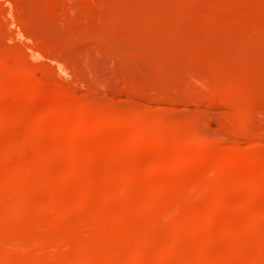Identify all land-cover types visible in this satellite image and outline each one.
<instances>
[{"label": "rangeland", "instance_id": "rangeland-1", "mask_svg": "<svg viewBox=\"0 0 264 264\" xmlns=\"http://www.w3.org/2000/svg\"><path fill=\"white\" fill-rule=\"evenodd\" d=\"M3 1V2H2ZM7 0H0V15H2V17L0 16V87L3 91L2 94H0V113L3 112V114H6L7 118H8V115L10 118L8 119H12L15 118V119H18V114L22 115L21 117V121L20 122V119L19 120H13V123L9 120V124L7 123H4L2 125V122H0V179L1 180H4L3 178L8 176V178L10 179V184H9V191L5 192L6 190H2V188L0 190H2L1 192V199H0V208H5V209H8V208H13L11 207L14 204H18L20 203L22 199H25L26 200V203H30L28 205L29 206H32L33 205H37V209L35 210L34 207L32 208V210L36 213H33L34 216L36 217H39L40 218L44 217L46 221L49 220V222L47 223H51V224H54V226L57 227L58 225V228L56 229V227H52L51 225V229H53V231L50 230V227H48L47 229L48 230H44L43 228L46 227L45 224H41L42 222L44 223V221H41L40 223V218H36L37 221L38 219H40L38 221L37 224H35L36 221H30L31 219H28V218H32L31 217V214H30V217L28 216L30 212H33V211H28V212H20L19 213H15V212H11L9 211L8 209V212H9V216L6 218L5 221H3V219H5V217L3 216L2 217V220L3 221V224L0 223V226L1 225H4L5 227L2 226V229H5L4 231H6L8 233L9 231V234L8 236L5 235L2 231V229H0V261H4V257L5 255L3 256V252H4V249H5V254H7V258H5V262L8 264H54L55 262L53 260L54 257L52 256H59L60 258V261L62 262V258H64L65 256H69V261L71 263L73 262H76L77 260H79L80 258H78V256L81 257V255H75L74 254V251L71 250L74 249V245L77 244V242H81L82 240H86V242H82L80 244H78V248H76V245H75V249H79V247H81L78 251L79 253H81L80 251L81 250H84L86 249V251L84 253H88V247L90 248L89 251H93L91 250V246L93 247V239H97V235H93L91 237V235L93 234V231H97V225L96 224H102L101 227H103V225L107 224L106 227L104 226L105 230L103 233L107 234L106 237L109 239V243H104L102 242L103 244H106V247H107V244H109V248L105 249L104 251L102 249H99V252L102 253V255H104L107 251L110 253L111 251H114L116 252V250L118 252L116 253H119L120 254V251L122 249V252H123V255L122 256H125V254L127 255H130V248H131V251L133 249V247H139L138 244H137V241H135L132 237L130 238L129 237V241L126 239V241H128V243H126V241H122V239L124 238H118V237H122L121 235L118 236L116 231L118 229H126V231H124L122 233V235H125V232H127V236L126 238H128V236H133L131 234L137 232H140L142 230L143 227H147V230L150 232V234L147 232V233H144L146 232V230H143L144 232V238L143 240H146L147 243H149V245L153 246V247H150V248H144V251L143 249L140 247V250L139 249H136L135 252H133L135 255H137L138 253L140 254L139 256L140 257H144L141 256V253L144 252L145 254V258H141L143 263L144 261L146 260L147 258V261H153L155 263L153 264H157L158 261L162 262L163 264H178L180 263V261L177 259L181 258L184 256V259L185 261L188 260V257L187 256V253L185 250H191L193 252L194 255H196V257H194L195 260H199V256H201V248H203V252L206 253L207 255V249L209 250L208 254L209 253H215L216 255L217 254H226V253H231V251L233 253L236 252L235 249H237L238 245L242 244L241 245V248L243 249L242 251L239 249L240 253L242 254L240 257L237 258V261L238 260H241L239 261V263L242 262V264H246V261L247 258L249 257H245V255L243 254L244 252V249L247 250L246 252H248L247 255H249L250 257L254 254H259L258 251H262V250H259L258 249V246H261V248L264 247V216L262 217V214L264 212V155L262 153H264V139H263V142H259V143H256V144H251L248 139H246L245 137L246 136V133L244 131H242L241 133V130L237 131L236 129V126H241V124L245 123V126L249 124V126H247V128L249 127V129H247L246 131L248 132L251 131L252 133L254 134H257V135H261V136H264L263 132H264V127L262 128V126H264V119L262 116L264 114V101H262L263 99H261V97L264 98L263 94L262 96L260 97L259 95H261V93L258 94V90L261 92V88H257L258 90L255 91L251 89V78L254 77V82L259 83L261 82L260 85L263 84V88H264V0H198V4L197 2H195L194 0H187V1H184V3L182 2L183 0H176V1H172V0H85V5L84 6H78L80 3H84V0H78L74 1V0H70L72 2H70V4L68 5V1L69 0H12V3H8L9 0L6 2ZM26 1L29 3L27 4ZM46 1V2H45ZM67 2V3H64ZM75 3H74V2ZM95 1V2H94ZM100 1V2H99ZM121 1V2H120ZM134 1H137L134 3ZM219 1V2H218ZM240 1V2H239ZM243 1V2H241ZM11 2V1H10ZM24 2H25V5H24ZM35 2V3H34ZM59 2V3H58ZM78 2V4H77ZM93 2V3H92ZM125 2V4H124ZM133 2V3H132ZM174 2V3H173ZM182 2V3H181ZM225 2V3H224ZM236 3V6H235V3ZM254 2V3H253ZM48 3V4H47ZM52 3V4H51ZM62 5H61V4ZM73 3L76 5H73ZM90 3V4H89ZM92 3V4H91ZM103 3H106V4H103ZM118 3V4H116ZM123 3V4H122ZM210 3V4H209ZM212 3V4H211ZM229 3V4H228ZM238 3V4H237ZM240 3V4H239ZM5 4V5H3ZM63 4L65 5H68L69 7H71L70 5H73L70 10H75L73 12H71L70 10H68L69 7L65 6V8L67 9H64ZM103 4V5H102ZM122 4L121 8L119 7L120 5ZM179 6H178V5ZM202 4V5H201ZM218 5V7L220 6V10L218 9V7H214L213 9V5ZM227 4V5H226ZM253 4H255L253 6ZM259 4V5H258ZM16 5V6H14ZM23 5V6H22ZM27 5H29L27 7ZM33 5V6H32ZM88 7V11L87 10V7ZM95 11V9H98L96 11V14L95 12L89 7V6ZM93 5H95V9L93 8ZM117 5H119L117 7ZM141 5V6H140ZM173 5V6H172ZM198 5V6H197ZM212 5V6H211ZM225 5V6H224ZM241 5V6H240ZM2 6V7H1ZM27 8H26V7ZM98 6V7H97ZM113 6V7H112ZM162 6V7H161ZM164 6V7H163ZM184 6V7H182ZM189 6V7H188ZM191 6V7H190ZM195 6V7H194ZM199 6L201 8H199ZM243 6V7H242ZM263 6V7H262ZM9 7L11 9H9ZM16 7V8H15ZM79 7H82L79 8ZM84 7V8H83ZM112 7V8H111ZM114 7L117 9V10H114ZM133 7V9H132ZM142 7V8H140ZM161 7V8H160ZM182 7V8H181ZM225 7V8H224ZM237 7V8H236ZM245 7V8H244ZM256 7V8H254ZM5 8V9H4ZM22 8V9H21ZM26 10H25V9ZM48 8V10H47ZM120 8V9H119ZM127 8V9H126ZM131 8V9H130ZM136 12H132V11H135ZM165 8V9H164ZM186 8H189V9H186ZM197 8V9H196ZM205 8V12L204 10L202 11V9ZM212 8V10H211ZM216 8V9H215ZM222 8V9H221ZM227 8V10H225ZM241 8V9H240ZM258 8V10H256ZM16 9V10H15ZM19 9V10H17ZM52 9V10H51ZM55 9V10H54ZM125 9V10H124ZM184 9V10H183ZM201 9V10H200ZM233 9V10H232ZM3 12H2V11ZM6 10V12H5ZM9 11V13H11L12 15L15 14V16H12L11 14H7V12ZM21 10V11H20ZM32 10V11H31ZM50 10V11H49ZM132 10V11H131ZM145 10V11H144ZM183 10V11H182ZM199 10V11H198ZM208 10H211L210 13H208L209 11ZM215 10V13L214 11ZM216 10H219V12H217L216 14ZM230 10V11H229ZM22 11H25V12H22ZM56 11V12H55ZM70 11V12H69ZM121 11V12H120ZM128 11V12H127ZM228 11V12H227ZM2 12V14H1ZM30 12V13H29ZM47 12V13H46ZM58 13V17L57 15L56 16H52L53 14L52 13ZM75 12H77L75 14ZM98 12V13H97ZM120 12V13H119ZM127 12V13H126ZM130 12V13H129ZM146 14H145V13ZM201 12V14H200ZM6 13V16H4ZM28 13V14H27ZM72 13V14H70ZM122 13V14H121ZM129 13V14H128ZM144 13V14H143ZM189 13V14H188ZM203 13V14H202ZM214 13V15H213ZM232 13V14H231ZM19 14V16H18ZM27 14V15H26ZM52 14V15H51ZM66 14V15H65ZM79 14V18L78 15ZM93 14V15H92ZM127 14V15H126ZM130 14L134 15V16H130ZM137 14V16H136ZM140 16H139V15ZM207 14H209L208 17L209 20H208V17H207ZM211 14V15H210ZM219 14V15H218ZM235 16H234V15ZM8 15V17H7ZM65 17H63V16ZM74 15V16H73ZM198 15V16H197ZM202 15V16H201ZM223 15H225L226 17L227 16H230V17H227L228 19L230 20H234L233 22L230 20L228 21V19L226 20V17L224 16V18L222 17ZM233 15V16H232ZM256 15V16H255ZM6 18H4V17ZM40 16V17H39ZM43 16V19L42 17ZM52 16V18H51ZM67 16V17H66ZM81 16V17H80ZM83 16V17H82ZM95 16V17H94ZM102 16V19H99L101 18ZM145 16V17H144ZM204 16V17H203ZM212 16V18H211ZM214 16V17H213ZM221 16V17H220ZM240 16V17H239ZM21 17V18H20ZM61 17H63L62 19L64 20V24L66 22V27L65 25L61 24V21H63L62 19H60ZM78 19H76V18ZM142 17V18H141ZM147 17V18H146ZM181 17V18H180ZM200 17V18H199ZM238 17V19H237ZM7 18L10 19H14L16 22L18 21L19 23L17 24L16 23V26L15 25H10L8 23V26H7ZM47 18H50V20H46ZM56 18H58L56 20ZM69 18V20H68ZM73 18V20L71 19ZM83 18H86V19H83ZM140 18V19H138ZM145 18V20H143ZM177 18V19H176ZM179 18V19H178ZM208 20H204L206 19ZM262 18V19H261ZM5 21L3 23V21ZM18 19V20H17ZM67 21H66V20ZM202 19V20H201ZM212 19V20H211ZM217 19V20H215ZM247 19V20H246ZM8 20V21H9ZM38 20V22H34ZM51 20H56L55 22H52ZM60 21V24L57 23ZM125 20V21H124ZM135 20V21H134ZM140 20V21H139ZM142 20L144 22H142ZM176 20V21H175ZM187 20V21H186ZM238 20V21H237ZM242 20V21H241ZM27 21V23H26ZM42 21V23H41ZM49 23H48V22ZM112 21V22H111ZM115 21V22H114ZM134 23H132V22ZM140 23H139V22ZM179 21V22H178ZM183 21V23H182ZM214 21H215V24H214ZM219 22V24L216 22ZM228 21V23H227ZM236 21V22H235ZM256 21V22H255ZM2 22V24H1ZM32 22V23H31ZM40 22V23H39ZM71 22L73 24H71ZM77 22V23H75ZM101 22H103L101 24ZM137 22V23H136ZM143 24H142V23ZM175 22V23H174ZM212 22V23H211ZM222 22V23H221ZM248 22V23H246ZM258 22V23H257ZM25 23V24H24ZM36 23H39L36 25ZM53 23V24H52ZM75 23V24H74ZM107 23V25H105ZM146 23V25H145ZM150 23L151 26L148 24ZM174 23V24H173ZM238 23V24H237ZM247 26H246V24ZM251 23V27H249ZM6 24V26H5ZM23 24V25H22ZM49 24L51 26H49ZM95 24V25H94ZM117 24V25H116ZM132 24V25H131ZM234 24V25H233ZM254 24V25H253ZM25 25V27H24ZM35 25V26H34ZM57 25V27L55 26ZM63 26L60 28V26ZM103 25V26H102ZM139 25V26H138ZM155 25V26H154ZM160 25V26H159ZM181 25V26H180ZM201 25V26H200ZM244 25V26H243ZM27 26H28V30H27ZM56 27L55 29L59 28L60 30H56L54 29V27ZM95 26V27H94ZM105 26V27H104ZM137 26V28H136ZM144 26V27H142ZM148 26V28H150L151 30H149L148 28H146ZM150 26V27H149ZM154 26V27H153ZM158 26V27H157ZM217 26V29L216 27ZM223 26V27H222ZM229 26V27H227ZM9 27V28H8ZM53 27V30L52 28ZM81 33L79 32H75V30H79V28ZM132 27V28H131ZM134 27V28H133ZM140 27V28H139ZM157 27V28H156ZM160 27V28H159ZM162 27V28H161ZM185 27V28H184ZM249 27V28H247ZM8 28V29H7ZM43 28V29H42ZM63 28V29H62ZM64 28H66L65 30L67 31V29L69 28L70 31H65ZM84 28L86 29L85 32H84ZM96 28V29H95ZM102 28L103 30L105 29V32L102 34ZM110 30H108V29ZM124 28V29H123ZM242 28V29H241ZM13 29V30H12ZM15 29V30H14ZM18 29V30H17ZM31 29V30H30ZM33 29H34V32H33ZM38 29V30H37ZM39 29H42L41 32ZM90 29V30H88ZM113 29V30H111ZM121 31H119V30ZM135 29V30H134ZM137 29V30H136ZM153 29H155V31H153ZM158 29V30H157ZM162 29V30H161ZM246 29V31L244 30ZM249 29V30H248ZM251 29V30H250ZM5 30H8L5 31ZM25 30V31H24ZM64 30V31H62ZM109 32H107V31ZM130 30V31H129ZM132 30V31H131ZM148 30V31H147ZM221 30V31H220ZM252 30H254V33L252 32ZM12 31V32H11ZM20 31V32H19ZM55 31V32H54ZM91 31H94V32H91ZM113 31V33H111ZM152 31V32H151ZM182 31V32H181ZM245 31V33H244ZM7 32V33H6ZM69 32V33H68ZM74 32V33H73ZM86 33L87 35L90 33V34H93L95 36V32L97 33V35H99V38L102 39L101 41H103L104 43V40H106V44L107 47L109 46V43L111 44V42L113 43L115 41V43H117V41H121L122 44L120 45H117V44H114L116 45V47H120L119 49H122V52H126V54H129V47H131V45H135V46H132V48H130V50L132 51V49L134 48H137L134 52H136L135 54L133 52L134 55L133 57L135 58L136 57V61H139V63L145 65L146 63V71L149 70V75L148 72L146 75V77H148V79L145 77L142 76L141 78V81L139 79V76L140 75H130L132 74L133 72V69H132V72L128 73V71L126 70H129V69H125L123 71H126L127 73L121 71L122 73L120 74L119 71L122 70V66H124V64H126L129 59L132 60L131 56L130 58L127 60V57L125 58V55L124 54V58L125 59H122V58H118L116 59V56H114L112 58L109 57V54L108 53H111L112 50L116 49L114 48V45H113V49L107 53L106 49H109L108 48H104L103 45H101L104 49V52L106 51V53L108 54V57H103L104 59L102 60V62L104 61V63H108V60L110 61L109 63L111 64H107V65H110V66H107L108 70H107V73H101L99 70H96L97 68L95 67V64L94 65H90V66H94V67H84L83 69H81L82 67L79 66V70L81 69V72L79 73L78 72V68H76L77 65H81L84 64L85 62H83L82 60L84 59H77L75 58V60H71V58L73 59L76 55L75 52H77L75 49L76 48H91L92 45L96 46V48L99 46V44H101L99 38H97V45H96V39H92L93 42L91 40L87 41V38H86V45H84V41L85 40V37L84 36V39H82L81 42L83 43H80L81 44V47L79 46L80 44H78V42L80 41V37L81 34L84 35L83 33ZM122 32V33H121ZM136 32V33H135ZM180 32V33H178ZM35 33V34H34ZM58 33V34H56ZM63 33V34H62ZM70 35L71 37L73 36H77L79 35L78 37H76V39L78 38V42L76 43L77 40H75V45H76V48H75V45H70L69 43H66L65 41H67L69 39V41H74L73 39L75 38H71L69 36L68 38V35ZM78 33V34H77ZM110 33V34H108ZM218 35H216V34ZM231 34V35H226V34ZM237 33V34H235ZM7 34V35H6ZM47 34V35H46ZM57 36H56V35ZM89 34V35H90ZM108 34V35H107ZM116 35L115 37H118L119 39L121 40H118V38L115 39L114 35ZM118 34V36H117ZM121 34V35H120ZM130 34H135L134 38L133 36H130ZM155 36H154V35ZM193 34V35H192ZM200 34V35H199ZM255 34V35H254ZM9 35V36H8ZM15 35V36H14ZM18 35V36H17ZM44 35V36H43ZM46 35V36H45ZM54 36V38H52ZM96 35V37H98ZM111 37H110V36ZM122 35L124 36V38L122 37ZM138 35V36H137ZM141 35V36H140ZM152 35V36H150ZM161 35V36H160ZM164 35V36H163ZM181 35V36H180ZM197 35V36H196ZM8 36V37H7ZM28 36V37H27ZM63 36V39L65 41L62 42V37ZM178 36V37H177ZM180 36V37H179ZM185 36V37H184ZM195 36V37H193ZM237 36V37H236ZM20 37V39H19ZM26 37V38H25ZM38 37V38H37ZM59 37V38H58ZM92 37V35H91ZM90 37V38H91ZM95 37V38H96ZM103 37V38H102ZM114 37V38H113ZM137 37H138V41H137ZM143 37V38H141ZM148 37V38H147ZM150 37V38H149ZM153 39H152V38ZM168 37V38H167ZM172 37V38H171ZM198 37V38H197ZM254 37V39L252 38ZM29 38V39H28ZM68 38V39H67ZM71 38V39H70ZM82 38V37H81ZM89 38V37H88ZM123 38V39H122ZM129 38H133L132 41L134 40V42L132 43L131 40H129ZM141 38V39H139ZM171 38V39H170ZM177 38V39H176ZM180 38H182L180 40ZM185 38V40H184ZM203 38V39H202ZM235 40H234V39ZM241 40H240V39ZM262 38V39H261ZM3 39H5L3 41ZM52 39H54L52 41ZM111 39V40H110ZM167 39V40H166ZM215 39V40H214ZM217 39V41H216ZM239 39V40H238ZM245 39V40H244ZM27 40L29 42H27ZM61 40V41H60ZM109 40L111 42H109ZM114 40V41H112ZM136 40V41H135ZM141 40V41H140ZM145 40V41H144ZM180 41H184V42H179ZM197 40V41H196ZM207 40V41H206ZM213 43H212V41ZM244 40V41H242ZM247 40H251V43L254 42V44H250V43H247ZM253 40V41H252ZM3 41V42H2ZM50 41V42H49ZM91 41V42H90ZM127 41V42H126ZM188 41V42H187ZM205 41V42H204ZM220 41V42H218ZM235 41V42H234ZM240 41V42H239ZM68 42V41H67ZM120 42V43H121ZM148 42V43H147ZM150 42H152L150 44ZM175 42V43H174ZM211 42V43H210ZM243 42L246 44H243ZM256 42V43H255ZM47 43V44H46ZM52 43V44H51ZM102 43V44H103ZM137 43V44H135ZM166 43H168L169 45H166ZM183 43V44H182ZM191 43L193 44V46L191 45ZM28 44V45H26ZM51 44V45H49ZM61 44V45H60ZM69 44V45H67ZM143 44V45H141ZM158 44V45H157ZM162 44V45H160ZM182 44V45H180ZM189 44V45H188ZM215 46H214V45ZM20 45V46H19ZM33 45V46H32ZM51 47H49V46ZM54 45V46H53ZM56 45V46H55ZM60 45V46H59ZM129 45V46H128ZM139 46V49L137 46ZM242 45V46H241ZM245 45V46H244ZM247 45V46H246ZM251 45V46H250ZM22 46V47H21ZM24 46V47H23ZM27 46V47H26ZM28 46H30V48H38V46H40V48H42L44 50L43 54L42 55H36L33 53V51L31 52L32 49H30ZM35 46V47H34ZM48 46V47H46ZM88 46V47H87ZM94 46L92 49H94ZM99 46L101 49L102 47ZM127 47V51L126 49H124L123 47ZM168 46L172 47L168 49ZM221 46V47H220ZM241 46V47H240ZM251 48H250V47ZM255 46V47H254ZM14 47V48H13ZM59 47V48H58ZM106 47V46H105ZM111 47H112V44H111ZM110 47V48H111ZM159 47V48H158ZM194 49H192V48ZM240 47V48H239ZM247 47V48H246ZM19 48V49H18ZM26 48V49H25ZM48 48V49H47ZM51 50H50V49ZM58 50H56V49ZM74 48V49H73ZM82 48V49H84ZM156 48V49H155ZM176 48V49H175ZM180 48V49H179ZM186 48V49H185ZM191 48V52L189 51V49ZM212 48V49H211ZM214 48V49H213ZM54 49V50H53ZM62 49V50H61ZM77 49V50H78ZM98 49V48H97ZM118 49V48H117ZM118 49V50H119ZM141 49V50H140ZM146 49V50H145ZM197 49V50H196ZM224 49V50H223ZM232 51H231V50ZM68 50H72L71 52H69ZM75 52H74V51ZM152 50V51H151ZM166 50V51H165ZM168 50V51H167ZM173 50V51H171ZM188 52H187V51ZM221 50V51H220ZM8 52V53H5ZM12 51V52H11ZM22 51V52H21ZM58 51V52H57ZM79 51V50H78ZM148 53H147V52ZM160 53H159V52ZM164 51V52H163ZM173 53H171V52ZM177 51V52H176ZM186 51V52H185ZM196 51V53H195ZM226 51V52H225ZM238 51V53H237ZM258 51V53L256 52ZM4 52V53H3ZM20 54H19V53ZM31 52V53H30ZM73 52V53H72ZM103 52V51H102ZM103 52V56H104V53ZM120 53L119 55L122 56L121 54L123 53ZM139 52V53H138ZM146 52V53H145ZM151 52V53H150ZM176 52V53H175ZM183 52V53H182ZM190 52V53H189ZM242 52V53H240ZM250 56L251 60H249L247 62V60L249 59L247 55H243V54H247ZM28 53V54H27ZM52 55V53H58V54H61L63 57L64 55L66 56V54L70 57V62H73L72 63H69V60H67V57L66 58V66H71L70 68L66 67L65 70L63 67H58L59 65L55 64L54 61H52V57L51 58H48L49 55ZM70 53L73 54L70 55ZM75 53V54H74ZM145 53V55H144ZM164 53V55H163ZM255 56H253V54ZM147 54H151V56L149 57V55L147 56ZM172 54V55H171ZM185 54V55H184ZM195 56H194V55ZM235 56H234V55ZM243 55L241 56L242 58L244 57V62L241 60V57L237 56V55ZM258 54V55H257ZM16 55V56H15ZM28 55V56H27ZM31 55V56H30ZM106 55V54H105ZM136 55V56H135ZM144 55V56H143ZM163 55V56H162ZM188 55V56H187ZM22 58H21V57ZM34 56V57H32ZM72 56V57H71ZM101 56V54L99 55ZM107 56V55H106ZM167 56V57H166ZM184 56V57H183ZM212 56V57H211ZM259 58H258V57ZM16 57V58H15ZM37 57V58H35ZM68 57V58H69ZM123 57V56H122ZM138 57V58H137ZM145 59H144V58ZM152 57V58H151ZM171 57V59H170ZM202 57V58H201ZM209 57V58H208ZM215 57V58H214ZM234 59H233V58ZM255 57L256 60H253V58ZM149 61H148V59ZM232 58V59H231ZM10 59H12L10 61ZM15 59V60H14ZM139 59V60H138ZM166 59V60H165ZM167 59L169 61H167ZM213 59H216L213 60ZM8 60V61H7ZM49 60V61H48ZM51 60V61H50ZM79 60V64H78V61ZM116 60V61H115ZM147 60V61H146ZM153 62H152V61ZM163 60H165L163 62ZM172 62H171V61ZM192 60V61H191ZM196 60V61H195ZM212 60V61H211ZM230 60V61H229ZM233 60V61H231ZM25 61V62H24ZM145 61V62H144ZM175 61V62H174ZM215 61V62H214ZM218 61V62H217ZM242 61V62H241ZM262 61V62H261ZM17 62V63H15ZM54 62V63H53ZM77 62V63H76ZM120 62H122L120 64ZM152 64H151V63ZM168 62V63H167ZM232 62V63H231ZM234 62H236L234 64ZM239 62V63H238ZM241 62V63H240ZM253 62H257V65L255 64L254 66H252L250 63L254 64ZM259 62L261 63V65L259 64ZM14 63V65H13ZM87 63V62H86ZM85 63V64H86ZM117 63V64H116ZM130 63V62H129ZM150 63V64H149ZM173 63H175L176 65H179V66H176L174 65L175 67H178L177 69L176 68H173ZM183 63V64H182ZM191 63H194L193 65ZM213 63V64H212ZM17 64V65H16ZM34 64V65H33ZM36 64V65H35ZM68 64V65H67ZM72 64V65H71ZM119 64V65H118ZM155 64V65H154ZM199 64V65H198ZM201 64V66H200ZM208 64V65H206ZM217 64V65H216ZM237 64V65H236ZM248 64H250V67ZM13 65V67H11ZM15 65L17 68H15ZM19 65V66H18ZM26 65V66H24ZM51 65V66H50ZM121 65V67H120ZM129 64H127L126 66H128ZM131 65V64H130ZM165 65V66H163ZM167 65V71H164L166 69H164ZM198 65V66H197ZM205 65V66H204ZM221 65V66H220ZM239 65V66H238ZM246 65V67H245ZM260 65V66H259ZM263 65V67H261ZM30 66V67H29ZM37 66V67H36ZM86 66H89V63L86 64ZM116 66V67H114ZM118 66V68H117ZM132 66V65H131ZM135 66V65H134ZM171 66H173L171 68ZM188 66V67H187ZM220 66V67H219ZM225 66V67H224ZM242 66V67H241ZM248 66V67H247ZM258 66V67H256ZM24 68V71L23 69L22 70H19ZM58 67V68H57ZM74 67V68H73ZM78 67V66H77ZM112 67V73L110 71V68ZM125 67V66H124ZM145 67V66H144ZM152 67V68H151ZM161 67V68H160ZM187 67V68H186ZM197 67V68H195ZM219 67V68H218ZM234 67V68H233ZM250 67V68H249ZM14 68V69H12ZM26 68V70H25ZM35 70L33 71L34 72V75L33 73L31 74V70ZM36 68V69H35ZM55 68V70L53 69ZM60 68V69H59ZM76 68V70H75ZM117 68V69H115ZM121 68V69H120ZM130 68V66H129ZM137 68V67H136ZM155 68V69H154ZM171 69H176V70H171L170 72L173 73V75H171L172 73L169 72V70ZM227 68V69H226ZM232 68V69H231ZM248 68V69H247ZM256 68V70H255ZM5 69V70H4ZM27 69L29 70L27 72ZM86 69V70H85ZM115 69V70H114ZM139 69V68H138ZM181 69V70H180ZM184 69V70H183ZM196 69V70H195ZM213 69V70H212ZM224 69V70H223ZM251 71H250V70ZM257 69H262V70H257ZM9 70V71H8ZM67 70V72H66ZM70 70V71H68ZM135 70V69H134ZM144 70V69H143ZM143 70L140 71L143 73ZM144 70V71H145ZM223 70V71H222ZM228 70V72H227ZM56 71V72H55ZM73 71V72H72ZM77 71V72H76ZM110 71V72H109ZM116 71V73H115ZM145 71V72H146ZM151 71V72H150ZM230 71V73H229ZM233 71V72H232ZM250 71V73H249ZM84 72V73H82ZM137 72V71H135ZM168 72V73H166ZM222 73V75L220 73ZM224 72V73H223ZM232 72V73H231ZM247 72V73H246ZM256 72V73H255ZM7 73V74H6ZM21 73V74H20ZM61 73V74H59ZM70 73V74H69ZM79 73V74H78ZM109 73V74H108ZM124 73V74H123ZM153 73V74H152ZM197 73V74H196ZM234 73V74H233ZM53 75L52 77L50 75ZM93 74V75H92ZM107 74V75H106ZM136 74V73H134ZM138 74V73H137ZM165 74H168V75H165ZM199 74V76H198ZM242 74V76H241ZM245 74V75H244ZM29 75V76H27ZM55 75V78H53ZM122 75V76H121ZM127 75V76H126ZM154 77H153V76ZM220 75L223 76L220 78ZM232 75V76H231ZM255 75V76H254ZM49 76V77H48ZM77 76V77H76ZM131 76V77H130ZM150 76H152V80L150 78ZM168 77V78H165V77ZM176 76V77H175ZM202 76L204 77V81H203V78ZM226 76V79H224L223 81V78ZM233 79L232 81L229 80L231 77ZM234 76V77H233ZM257 76V77H256ZM51 77V78H50ZM136 77V79H134ZM138 77V78H137ZM182 77V78H181ZM202 78V81L200 80V78ZM229 77V79L227 78ZM240 77V78H239ZM247 77V78H246ZM26 80H25V79ZM58 78V80H57ZM88 78V79H87ZM96 78V79H95ZM106 78V79H105ZM175 78V80H174ZM238 78V79H237ZM244 80H242V79ZM248 78L250 80H248ZM260 78V79H259ZM34 81L32 83V80ZM51 79V80H50ZM53 79V80H52ZM94 79V80H93ZM106 82H105V80ZM112 79V80H111ZM134 79V80H133ZM140 81H138V80ZM178 81H177V80ZM228 79V80H227ZM247 79V80H245ZM10 80V81H9ZM22 80V81H21ZM29 83H27L28 81ZM56 80V81H54ZM61 80V81H60ZM79 80H81L79 82ZM83 80V81H82ZM97 80V81H96ZM118 80V81H117ZM130 80V81H129ZM166 80V81H164ZM175 83L170 87L168 85V81ZM21 81V82H20ZM48 81V82H47ZM54 81V83H53ZM135 83H134V82ZM158 81V82H157ZM225 81H229L228 83L225 82ZM245 81H249L248 82H245ZM24 82V83H22ZM39 82V84H38ZM59 82V83H58ZM83 82V83H82ZM92 82V83H91ZM129 82V83H128ZM143 82V83H142ZM146 84H145V83ZM169 82V83H170ZM204 82V83H203ZM235 82V83H234ZM238 82V86L237 83ZM253 82V81H252ZM26 83V84H25ZM36 83V84H34ZM44 83V84H43ZM50 83V84H49ZM70 83V84H69ZM112 83V84H111ZM118 83V84H117ZM143 85H142V84ZM235 85V88L237 87L236 90H238V88L240 89H243V90H238L240 91L239 93H235L236 96H233V93L231 94V90L230 88L232 89L233 88V84ZM241 83V85H240ZM243 83V84H242ZM55 84V85H54ZM72 84V85H71ZM110 84V85H109ZM177 84V85H176ZM220 84V85H218ZM229 84V85H228ZM250 84V85H249ZM255 85V83H253ZM28 85V86H26ZM54 85V86H52ZM62 85V86H61ZM217 85V86H216ZM229 86V89H227ZM231 85V86H230ZM240 85V87H239ZM253 85V86H254ZM258 85V84H257ZM256 85V86H257ZM259 85V86H260ZM22 86V87H21ZM144 86V87H143ZM148 88H147V87ZM150 86V87H149ZM164 86V87H163ZM169 86V87H168ZM223 86V87H222ZM225 86V87H224ZM243 86H247L248 87V91H246V88H244ZM52 87V88H51ZM64 87V88H63ZM69 87V88H67ZM91 87V88H90ZM176 87V88H175ZM187 87V88H186ZM190 87V88H189ZM250 87V89H249ZM255 87V86H254ZM19 88V89H18ZM21 88V89H20ZM29 88V90H28ZM37 88H40V89H37ZM42 88V89H41ZM44 88H46V90L42 91ZM59 89L60 93L58 92L57 94H55ZM93 88V89H92ZM175 88V89H174ZM183 88V89H182ZM218 88H219V92L220 93H223V94H214L212 89L214 91H218ZM223 88V89H222ZM31 89V90H30ZM33 89V90H32ZM62 91H61V90ZM66 89V90H64ZM70 89V90H69ZM90 89V90H89ZM179 89V90H177ZM182 89V90H181ZM6 90V91H5ZM8 90V91H7ZM24 90V91H23ZM47 90L49 91H52V94L51 92H47ZM119 90V91H118ZM150 92H148V91ZM152 90V91H151ZM156 90V91H155ZM222 90H224L222 92ZM230 90V91H228ZM235 90V91H236ZM250 90V91H249ZM34 91V92H32ZM46 91V92H45ZM123 91V92H122ZM146 91V92H145ZM162 91V92H161ZM173 91V92H172ZM233 91V90H232ZM237 91V92H238ZM246 91V92H245ZM254 91V92H252ZM262 91H264V89H262ZM23 92V93H22ZM41 92V93H40ZM125 92V93H124ZM155 92V93H154ZM176 92V93H175ZM188 92V94H187ZM228 92V93H227ZM244 92V93H243ZM257 92V93H256ZM40 93V94H38ZM49 93V94H48ZM54 93V94H53ZM75 93V94H74ZM136 93V94H135ZM145 93V94H143ZM242 93V94H241ZM246 93V95H245ZM250 93V94H249ZM255 93V95H254ZM264 93V92H262ZM46 94V95H45ZM60 94V95H59ZM93 94V95H92ZM120 94V95H119ZM134 94V96L132 95ZM141 94V95H139ZM152 94V95H151ZM169 94V95H168ZM226 94H227V97L229 98H233L232 100L229 98L227 100V97H226ZM230 94V95H229ZM249 94V95H248ZM254 97H251L253 96ZM256 94H258V97L259 98H255L257 97ZM52 95V96H51ZM54 95V97H53ZM57 95V97L55 96ZM122 95V96H121ZM128 95V96H127ZM130 95V97H129ZM157 95V96H156ZM160 95V96H158ZM221 95V96H219ZM225 95V96H224ZM232 95V96H231ZM241 95V96H239ZM61 96V97H60ZM64 99H63V97ZM205 96V97H204ZM216 96V97H215ZM224 96V97H223ZM56 97V98H55ZM67 97V99H66ZM136 97V98H135ZM159 97V98H158ZM169 97V98H168ZM172 97V98H171ZM208 97V98H207ZM235 97V98H234ZM239 97V98H238ZM22 98V99H21ZM78 98V99H77ZM86 98V99H85ZM91 98V99H90ZM129 98V99H128ZM171 98V99H170ZM50 99V100H49ZM77 99V100H76ZM140 99V100H139ZM165 99V100H164ZM241 101H239V100ZM249 99V100H248ZM256 99V100H255ZM258 99H261V101L263 102L262 103V106L260 105L261 101H259ZM76 100V101H74ZM82 100V101H81ZM87 100V101H85ZM88 100H89V103L93 104V107L89 104V107L91 108H88L85 104L87 102V105H88ZM173 100V101H172ZM236 100V101H235ZM238 100V101H237ZM62 103H61V102ZM68 101V102H67ZM70 101V102H69ZM94 101V102H93ZM138 101V102H137ZM145 101V102H144ZM186 101V102H185ZM228 101V103H227ZM232 101V102H231ZM235 101V102H234ZM245 101V102H244ZM259 101V102H257ZM169 102V104H168ZM255 102V103H254ZM54 103V104H53ZM66 103V104H65ZM69 103V104H68ZM138 103V104H137ZM178 103V104H177ZM256 103H259L256 104ZM65 104V105H64ZM73 104V105H72ZM78 104V105H77ZM83 104L86 106L84 109L83 107ZM112 104V105H110ZM166 104V105H165ZM231 104V105H229ZM234 104V105H233ZM243 104V105H242ZM77 106V108L75 106ZM114 105V106H113ZM158 105V106H157ZM161 105V106H160ZM184 105V106H183ZM194 105V106H193ZM60 106V107H59ZM74 110H73V108ZM102 106V107H101ZM260 106V108H259ZM105 107H106V110H108L109 112H113L115 111L116 115L118 116H129L131 115V113L133 112V115L134 116H130L132 120H122V121H119L118 123L115 122L113 119L112 120H108L105 124V127H103V129H98V130H90L87 131L89 132L88 134L84 133L86 136H81L80 139H76V138H73L71 137L70 135L68 136L67 134L65 133H62L61 131H67L66 129H74L76 128L77 126H81L82 123L78 122V120H80L81 118V122L86 118V122L85 124H87V121H89L88 123H93L92 120H94V116L97 117L99 113H101L100 110H105ZM47 108V109H45ZM67 108H72V109H67ZM83 110H82V109ZM113 110H112V109ZM120 109L119 111L116 110V109ZM135 108V109H134ZM174 108V109H173ZM179 108V109H178ZM230 108V109H228ZM38 109V110H37ZM50 109V111H49ZM76 109V110H75ZM88 109V110H87ZM137 109V110H136ZM195 109V110H194ZM197 109V110H196ZM234 109H238L237 112L236 110ZM247 109V110H245ZM71 110V112H70ZM80 110V111H78ZM123 110V111H122ZM128 110V111H127ZM203 110V111H202ZM228 110V111H227ZM263 110V111H262ZM19 111V113H18ZM48 112L47 115L45 116V112ZM70 114L67 115L69 112ZM76 113H75V112ZM78 111V112H77ZM87 111V112H86ZM126 111V112H124ZM194 111V113H193ZM233 111V112H232ZM241 111V112H240ZM6 112V113H5ZM14 112V113H12ZM58 112V113H57ZM73 112V113H72ZM99 112V113H98ZM124 112V113H122ZM129 112V115L127 114ZM138 112H144V113H150L152 116L151 118H141L139 116H136L138 114ZM192 112V113H191ZM231 112V113H230ZM239 112V113H238ZM263 113L262 115L260 114ZM61 115H60V114ZM119 113V114H118ZM136 113V114H134ZM230 113V114H229ZM236 113V114H235ZM258 113V114H257ZM15 114V115H13ZM25 114V115H24ZM54 114V115H52ZM57 114V115H56ZM79 114V115H78ZM81 114V116H80ZM114 114V112L112 113ZM188 114V115H187ZM212 114V115H211ZM228 114V116L226 115ZM256 114V116H255ZM13 115V116H12ZM44 115V116H43ZM72 115V116H70ZM84 115L85 118L82 119V117ZM100 115V114H99ZM172 115H180V116H172ZM239 115V116H237ZM243 115V117L245 118V122L243 121V117H241ZM260 115V116H259ZM12 116V118H11ZM26 116V117H25ZM117 116H115V118H117ZM118 116V118H120ZM121 116V117H122ZM157 116V117H156ZM189 118H188V117ZM194 116V117H192ZM196 116V117H195ZM210 116V117H209ZM225 116V117H224ZM259 119L262 118V119ZM18 117V118H17ZM40 117V118H39ZM42 117V118H41ZM55 117V118H54ZM64 118V120L62 118ZM99 117V116H98ZM132 117H135L134 119ZM155 119H153V118ZM163 117V118H162ZM176 117V118H174ZM193 121H195V123H190L189 122H193V121H190L191 119ZM231 117V118H230ZM255 117V119H253ZM27 118V119H26ZM71 118V120L69 119ZM88 118V119H87ZM92 118V119H91ZM161 118V119H160ZM165 118V119H164ZM194 118V119H193ZM210 118V119H209ZM234 118V119H233ZM236 118V119H235ZM239 118V119H238ZM242 118V119H241ZM67 119V120H66ZM68 119H69V122H68ZM144 119V120H143ZM178 119V120H177ZM185 119V120H184ZM188 119V120H187ZM202 119V120H201ZM228 119V120H227ZM247 119V120H246ZM251 119V120H250ZM25 120V121H23ZM28 120H33L34 122H32L31 124L28 122ZM64 122H63V121ZM77 120V121H76ZM97 120V118L95 119V121ZM182 120V121H181ZM188 124L187 123V121ZM201 120V121H199ZM262 120V121H261ZM17 121V123H16ZM76 121V122H75ZM92 121V122H90ZM94 121V122H95ZM129 121V122H128ZM140 121V122H139ZM180 121V122H179ZM232 121V122H231ZM241 121V122H239ZM258 121V122H257ZM25 122V123H24ZM168 122V123H166ZM173 122V123H172ZM19 123H22V124H19ZM36 123V124H34ZM46 123V124H45ZM72 123V125H71ZM80 123V124H79ZM176 123V124H175ZM180 123V124H179ZM218 123V126L217 124ZM227 123V125H226ZM232 123V124H231ZM241 123V124H239ZM39 124V125H38ZM69 124V125H68ZM94 124V123H93ZM156 124V125H155ZM185 124V125H184ZM216 124V125H215ZM222 124V125H221ZM234 124L236 126H234ZM14 125V126H13ZM68 125V126H67ZM88 125V124H87ZM92 125V124H91ZM90 125V127H91ZM142 125V126H141ZM164 125V126H163ZM167 125V127H166ZM173 125V126H171ZM181 125H182V128H181ZM190 125V126H189ZM194 127H198L200 129V131H203V134L205 133V137L207 138L204 142V140H202V142H189L188 140V143L187 144V141H185V145L183 144L184 141L181 142V140L177 139L182 133L178 132L179 136L177 137L175 135V131L179 129L180 131V128L181 129H187L189 130V127L191 128L190 130L194 129L192 126ZM232 125V126H231ZM244 125V124H243ZM35 126V127H34ZM37 126H39V128L41 127L40 130H37ZM44 126V127H43ZM89 126V125H88ZM87 126V129H90L88 128ZM95 125H92V128H95L94 127ZM107 126V127H106ZM113 126V127H112ZM217 126V127H216ZM220 126V127H219ZM227 126V127H226ZM231 129H230V127ZM46 127V128H45ZM61 127V129H60ZM69 127V128H68ZM74 127V128H73ZM77 127V128H78ZM160 127V128H159ZM172 127V128H171ZM175 127V128H174ZM178 129H177V128ZM235 127V128H233ZM137 128V129H136ZM164 128V129H163ZM171 128V129H170ZM174 128V129H173ZM197 128V129H198ZM240 129V127H237ZM253 128V129H252ZM262 128V129H261ZM8 129V130H7ZM57 129H60L59 132L61 133H58V130ZM86 129V130H87ZM167 129V130H166ZM209 129V130H208ZM227 129V130H226ZM37 130V131H36ZM103 130V131H102ZM143 130V131H142ZM233 130V131H231ZM16 133H15V132ZM56 132L55 134H52L54 132ZM106 131V133H105ZM116 131V132H115ZM121 131V132H120ZM182 132L183 131H186V130H181ZM236 131V132H235ZM44 132V133H43ZM92 132V133H91ZM110 132V133H109ZM119 132V133H118ZM137 132H140V133H137ZM145 132V133H143ZM227 132V133H226ZM239 132V133H238ZM104 133V134H103ZM117 133V134H116ZM143 133V134H142ZM233 133V134H232ZM237 133V134H236ZM245 133V134H244ZM250 133V132H249ZM91 134V135H90ZM102 134V138L99 137L100 135ZM106 134V135H105ZM136 134H138V136H136ZM209 134V135H208ZM230 134V135H228ZM236 134V136H235ZM240 134V135H239ZM14 135V136H13ZM49 135V136H48ZM68 137H66V136ZM104 135V136H103ZM133 135V136H132ZM140 135V136H139ZM142 135V136H141ZM245 135V136H244ZM248 135V134H247ZM60 136V137H59ZM97 136V137H96ZM108 136V137H107ZM111 136V137H109ZM230 136V137H229ZM238 136V137H237ZM105 137V138H104ZM136 137V138H135ZM174 137V139H172ZM225 137V138H224ZM22 138V139H21ZM128 138V139H127ZM19 139V140H18ZM69 139V140H68ZM171 139V140H170ZM209 139V140H208ZM228 141H227V140ZM14 140V141H13ZM22 140V141H21ZM107 140V141H106ZM110 140V141H109ZM112 140V141H111ZM166 140V141H165ZM173 140V141H172ZM177 140V141H176ZM69 141V142H68ZM170 143H169V142ZM175 141V142H174ZM245 141V142H244ZM2 142V143H1ZM7 142V143H6ZM36 142V143H35ZM87 142V143H86ZM179 144V146L181 145L180 148L177 147V143ZM181 142V144H180ZM209 142V143H208ZM65 143V144H64ZM70 143V144H69ZM81 143V144H80ZM89 143V144H88ZM175 143V144H174ZM200 144L199 145H196V144ZM208 143V144H207ZM231 143V144H229ZM245 143V144H243ZM247 143V144H246ZM263 143V144H262ZM112 144V145H111ZM171 144V147H169V145ZM174 144V146H172ZM187 144V145H186ZM252 148H250V145ZM98 145H100V147H106L105 149H108L107 151H103L104 149H100L102 150L104 153H106V155H102L100 156V153L98 154L97 152H102L100 150H98L100 147H98ZM176 145V147H175ZM205 145V146H204ZM231 145H234L231 147ZM237 145V146H236ZM240 145V147H239ZM243 145V146H242ZM249 145V146H248ZM263 145V146H261ZM7 146V147H6ZM160 146V147H159ZM168 146V147H167ZM199 146V147H198ZM2 147V148H1ZM98 147V148H97ZM198 147V148H197ZM24 148V149H23ZM88 148V149H87ZM95 148V149H94ZM97 148V150H96ZM178 148V150L176 149ZM236 148V149H235ZM255 148V149H254ZM8 149V150H7ZM69 149V150H67ZM80 150V152L82 153H90V154H93V155H98L99 157L98 160H90V159H86L87 157L84 155H81L82 157H78L77 159H74L71 154H69V152L71 150ZM82 149V150H81ZM185 149V150H184ZM196 149V150H195ZM250 149H252L250 152ZM257 149H259V151H257ZM18 152H17V151ZM21 150V151H20ZM96 150V153L95 151ZM109 150H112L109 152ZM189 150V151H187ZM194 150V151H193ZM243 150V151H242ZM66 151V152H65ZM88 151V152H87ZM89 151H93L92 153L89 152ZM116 151V152H115ZM180 151H181V154H180ZM191 151V152H190ZM197 151V152H196ZM118 152V153H117ZM175 155H174V153ZM247 152V153H246ZM253 152V153H252ZM108 153V154H107ZM112 153V154H111ZM163 153V154H162ZM173 153V154H172ZM230 153V154H229ZM233 153V154H232ZM238 153L239 155H236L235 154ZM256 153V154H254ZM6 154V155H4ZM23 154V155H22ZM69 154V155H68ZM115 154V155H114ZM161 154V155H160ZM54 155V156H53ZM58 155V156H57ZM174 155V156H172ZM184 155V156H183ZM212 155V156H211ZM234 155V156H233ZM6 156V157H5ZM19 156V157H18ZM61 156V157H60ZM106 156V157H105ZM108 156V157H107ZM112 156V157H110ZM183 157L184 159L183 160H180L182 159L181 157ZM240 156V158H238ZM49 159H48V158ZM173 157V159H172ZM174 157H180L178 158L179 160H177L176 162L173 161V160H176L177 158L174 159ZM226 159H225V158ZM230 157V158H228ZM242 157V158H241ZM33 158V159H32ZM61 158V159H60ZM85 158V159H84ZM101 158V160L99 159ZM103 158V159H102ZM164 158V159H163ZM171 160V161H167L168 159ZM233 158V160L231 159ZM234 158H237L236 160ZM35 159V160H34ZM64 159V160H63ZM146 159V160H145ZM229 159V161H228ZM240 159V161L238 160ZM254 159V160H253ZM46 160V161H45ZM51 160V161H50ZM78 160V161H77ZM89 160V161H88ZM104 160V161H102ZM144 160V161H143ZM216 160H219V161H216ZM222 163H219L221 162ZM223 160H226V162L228 163H225L224 164V161ZM231 160V161H230ZM235 162H232L234 161ZM31 161V162H30ZM86 161V162H85ZM90 161H93V162H90ZM101 161V162H100ZM160 161V162H158ZM164 161V162H163ZM168 164H167V162ZM180 161V163H179ZM182 161V162H181ZM39 162H41L39 164ZM76 162V163H75ZM97 164H96V163ZM104 162V163H103ZM143 162V163H142ZM147 162V163H146ZM177 163L179 164L178 165H175L174 164ZM213 162V163H212ZM215 162V164H214ZM218 162V163H217ZM240 162V163H239ZM255 162V163H254ZM35 163V164H33ZM94 165V166H90V164ZM146 163V164H145ZM162 163V164H160ZM169 163H171L169 165ZM233 163H236V168L232 169L231 166H234ZM244 163V164H242ZM253 163V164H251ZM19 164V165H18ZM77 164V166H76ZM84 164V165H83ZM87 166H86V165ZM100 164V165H99ZM152 164H155V165H158L159 164V169L155 170V171H151L150 170V167H152ZM164 164V166H163ZM208 166H207V165ZM230 164V165H229ZM232 164V165H231ZM14 165V166H13ZM74 166L73 168L75 169L76 167V170L71 174L72 176L69 177V167L71 168L72 166ZM96 165V166H95ZM143 167H142V166ZM144 165H145V168H144ZM174 168H172V166H174ZM213 165V166H212ZM218 168L220 166H223V167H227L228 170H227V174L225 176H221V177H225V179L232 175L236 176L237 177H242L243 175V178L247 177L248 176V179L250 178V180H252L254 178V175L253 174H259L258 176L259 177H256L258 180H259V184L257 186H254V187H249L247 184L245 185V182L244 184H238V187H233L231 189V187L229 189H231L227 194V198H225L226 196H222L221 193H219L222 197H224V201L218 197V195L214 196V193H213V197H210L207 195L208 194V191L209 193L211 192L210 189V186L214 187L212 189L213 192L219 190V185H221V183L223 184V182L221 181H224L223 178L220 177L219 173L217 172V166ZM245 165V166H244ZM256 165L258 167H256ZM260 165V166H259ZM262 165V166H261ZM4 166V167H3ZM30 166V167H29ZM39 166V167H38ZM43 166V167H42ZM79 166V167H78ZM82 166V167H81ZM85 166V168L83 169V167ZM91 168H90V167ZM171 166V167H170ZM240 166V167H239ZM243 166V167H242ZM6 167V168H5ZM12 167V168H11ZM18 167V168H17ZM41 167V168H40ZM98 167V168H97ZM106 167V168H105ZM213 169H212V168ZM238 167V168H237ZM255 167V168H254ZM261 167V168H260ZM28 168V169H26ZM32 168V169H31ZM39 168V169H38ZM66 168V169H65ZM79 168V169H77ZM89 168V170H87ZM105 168V170H104ZM172 168V169H171ZM41 169V170H40ZM68 169V170H67ZM108 169H111L113 170V173L111 170H108ZM127 169V170H126ZM130 169V170H129ZM136 169V170H135ZM162 169V170H161ZM216 169V170H215ZM239 169V170H238ZM252 169V170H251ZM45 170V171H44ZM63 170V171H62ZM83 170V171H82ZM100 170V171H99ZM103 170V171H101ZM119 170V171H118ZM126 170V171H125ZM215 172L216 174H214L213 172ZM232 170V171H231ZM256 170V171H254ZM34 171V173H33ZM78 171V172H77ZM108 171L112 172V173H108ZM124 171V172H123ZM133 171H136V174L135 176L134 175H131V176H128V181H127V177L125 178L126 174H129V172L131 173H134ZM142 171V172H140ZM236 171V172H235ZM253 171V172H252ZM261 171V172H260ZM24 172V173H23ZM43 172V173H42ZM47 172H48V175H47ZM84 172V173H82ZM89 172V173H88ZM100 172H102L103 174L105 175H102ZM107 174H106V173ZM121 172V173H119ZM127 172V173H126ZM195 172V173H194ZM208 172V173H207ZM212 172V174H211ZM229 172V173H228ZM241 172V173H240ZM27 174V177H26V174ZM67 173V174H66ZM117 173V174H116ZM123 173V174H122ZM207 173V174H206ZM244 173V174H243ZM17 175V178H16V175ZM22 174V175H20ZM35 174V175H34ZM40 174V175H39ZM47 175V177H52L54 179L53 183L49 182V188L47 187V184H43L44 180H45V176ZM66 174V176H68V179L67 177H65L64 175ZM101 174V175H100ZM112 174V175H111ZM217 174L219 176H217ZM249 174V175H248ZM256 174V175H257ZM5 175V176H4ZM20 175V178L18 177ZM24 175V176H23ZM41 176V178L43 177V180L39 177H35V176ZM93 177H92V176ZM124 177H123V176ZM130 175V174H129ZM140 175V176H139ZM208 175V176H207ZM228 175V176H227ZM239 175V176H238ZM253 175V176H252ZM255 175V176H256ZM262 175V176H261ZM10 176V177H9ZM22 176V178H21ZM57 176V177H56ZM60 176L61 178L63 179H67L66 181L60 179ZM63 176V177H62ZM93 178V180L91 179V177ZM98 176V177H97ZM103 176H104V179H103ZM109 176V177H107ZM119 176H122L119 178ZM235 176V177H236ZM250 176V177H249ZM252 176V177H251ZM193 177V178H192ZM209 177V178H208ZM221 178V181H220V184H219V180ZM5 178V179H6ZM19 178V179H18ZM28 178V179H27ZM31 178V180H29ZM34 178H37L34 180ZM95 178V179H94ZM96 178L98 180H96ZM102 178V179H101ZM112 178V179H111ZM123 178L126 179V182L125 180V183L123 182ZM206 178V179H205ZM239 178V179H240ZM14 179V180H12ZM32 179L39 185L37 186L38 188L33 187L34 185H36V183L33 185V182ZM40 179V180H39ZM47 179V178H46ZM116 179V180H115ZM122 179V180H121ZM186 179V181H185ZM209 181H208V180ZM218 179V180H217ZM223 179V180H222ZM229 179V178H228ZM262 179V180H260ZM28 180V181H26ZM37 180H39L38 182H42V183H38ZM70 180V181H69ZM134 180V181H133ZM192 180V181H191ZM211 180V182H210ZM242 180V178H241ZM249 180V181H250ZM21 181V182H20ZM26 181V182H25ZM94 181V182H92ZM96 181V183H95ZM121 181V182H120ZM132 181V182H131ZM172 181V182H171ZM174 181V182H173ZM191 181V182H190ZM195 183H194V182ZM206 181V182H205ZM245 181V180H243ZM14 182V183H13ZM48 180H46L45 183H47ZM82 182V183H81ZM90 182V184H89ZM99 182V183H98ZM104 182V183H103ZM113 182V183H112ZM156 182V183H155ZM226 182H227V179H226ZM248 182V181H247ZM18 185H17V184ZM21 183V185L19 184ZM52 183V184H51ZM57 183V184H56ZM70 183V184H69ZM87 183V184H86ZM98 183V184H97ZM117 183V184H116ZM120 183V184H119ZM123 185H122V184ZM130 183V185H129ZM169 183V184H168ZM179 183V184H178ZM218 183V184H217ZM228 183V182H227ZM3 184V182L1 183ZM0 184V185H1ZM15 184V185H14ZM24 184V186H22ZM32 184V186H31ZM94 184V185H92ZM96 184V185H95ZM205 184V185H204ZM211 184V185H210ZM230 184V183H228ZM228 184L225 183V185L223 184V187L224 186H228ZM7 185V182L6 184H3V188L5 189V187ZM28 185V187H26ZM84 185H89L87 186L86 189H91V191L93 193V196H88L90 195V192L88 191V195H87V190H83L82 188L84 187ZM111 185L113 187H111ZM121 185H122V188H121ZM125 185V186H124ZM168 185V186H167ZM185 185V186H184ZM59 188H58V187ZM161 186V187H160ZM171 186H174V189L170 188ZM231 186V185H230ZM237 186V185H236ZM248 186V187H247ZM17 187V188H16ZM53 189H52V188ZM72 187V188H71ZM81 187V188H80ZM222 187V188H223ZM229 187V186H228ZM228 187L226 189H228ZM29 188V189H28ZM56 188V189H55ZM67 190H66V189ZM110 188V189H109ZM136 188V189H135ZM170 188V189H169ZM177 188V189H176ZM35 189V191H33ZM81 191H78L80 190ZM96 189V190H95ZM112 189V190H111ZM130 189V190H129ZM166 189V190H165ZM176 189V190H175ZM193 189V190H192ZM221 189V188H220ZM259 189V191H258ZM11 190V191H10ZM14 190V191H13ZM19 190V191H18ZM29 190V192L27 191ZM52 190V191H50ZM57 190V191H55ZM60 190V192H59ZM83 190V191H82ZM111 190V191H110ZM113 190H114V193L116 192L117 195L119 196V199L117 198L116 196V193L114 195V197L112 199H109L107 196L109 195H112L113 193ZM141 190V191H140ZM145 190V191H143ZM163 190V191H162ZM168 190V191H167ZM4 191V192H3ZM32 191V193L30 192ZM39 191V192H38ZM70 191V192H69ZM96 191V192H95ZM98 191V192H97ZM119 191V193H118ZM126 193H124V192ZM132 191V192H131ZM135 191V192H134ZM143 191V192H142ZM152 191V192H151ZM171 191V192H170ZM199 191V192H198ZM220 191V190H219ZM53 192V193H52ZM55 192V193H54ZM58 193V197H57V193ZM66 192H69V193H66ZM75 194H72L74 193ZM83 192L84 193V196L83 197ZM100 192V193H99ZM141 192V193H140ZM146 192V193H145ZM161 192V193H160ZM182 192V193H181ZM201 192L203 195H201ZM31 193V194H30ZM61 193V195H64V196H60L59 194ZM81 193V194H80ZM121 193H124L123 195H127L129 193V198L131 197V201L129 199H127V202L128 203H132L134 202V206L135 204L138 202V205L136 206V208H133L131 210H133V212L135 211V219L134 217L133 218H128L126 220H124L122 218V220H124V222H121L119 221V219L121 218L120 214H118L120 211H122L123 209L125 210L126 212V209L127 211L132 208V206H129L128 207V203L124 204L123 200H122V194ZM133 193V194H132ZM149 193V194H148ZM198 193V194H197ZM212 193V192H211ZM225 193V191H224ZM260 193V194H259ZM11 194V195H10ZM21 194V195H19ZM42 194V196L40 195ZM56 194V195H55ZM94 194L96 195L95 199H93L94 197ZM107 194V195H105ZM154 194V195H152ZM164 194V195H163ZM174 194V195H173ZM179 194V195H178ZM184 194V195H183ZM217 194V193H215ZM36 195V196H35ZM38 195L40 197H38ZM81 195L83 198H84V204L86 205L87 204V207L88 208V211L87 210V207L86 209H84V206L82 201L79 203V205L82 203V207H79V205L77 206V203L73 206V201H76L78 198H81ZM99 195V196H98ZM121 195V197H120ZM134 195V197H133ZM147 195V196H145ZM151 198H150V196ZM207 195V197H206ZM210 195V194H209ZM212 195V194H211ZM225 195V194H223ZM262 195V196H261ZM32 196V197H31ZM54 196V197H53ZM66 196H70L68 197V199H64L66 202L68 201L69 204L72 202V206L73 208L71 209L70 207V211L68 212V215L69 217H62V216H59V217H56L54 216L55 213H60L61 212V209L59 210V206H52V204H56L55 201L53 203H51V205H49L47 202L48 201H53L55 198L56 199H63L64 197ZM75 196V197H74ZM89 199V202H88V199ZM177 196V198H176ZM180 198H179V197ZM250 196V197H249ZM33 197H35L33 199ZM46 197V200L45 198ZM100 197V198H99ZM106 197V198H104ZM125 197V196H124ZM147 197H149V199H147ZM153 197V199H152ZM162 197V198H161ZM167 197V198H165ZM172 197V198H171ZM175 197V198H174ZM190 197V198H189ZM238 197V198H237ZM255 197V198H253ZM261 197V198H260ZM12 198V199H11ZM38 198V199H36ZM41 200H40V199ZM53 198V199H52ZM71 198V199H70ZM77 198V199H76ZM91 198V199H90ZM125 198H128V197H125ZM123 198V199H125ZM157 199V200H160L157 202V200H155L157 203H158V206H155L154 202H151L152 200ZM161 198V199H160ZM207 198H208V201H207ZM233 198V199H232ZM8 200V202H5V200ZM18 202H17V200ZM48 199V200H47ZM76 199V200H75ZM86 199H87V202H86ZM151 199V200H150ZM165 199V201H164ZM195 199V200H194ZM198 199V200H197ZM226 199V200H225ZM252 199V200H251ZM253 199H256L255 201L258 203L255 204L257 205V208L255 205H251L253 203ZM4 200V201H3ZM34 200V201H33ZM44 200V201H43ZM71 200V202H70ZM83 200V199H82ZM126 200V199H125ZM124 200V201H125ZM130 202H129V201ZM163 202H162V201ZM202 200V201H201ZM211 200V202L209 201ZM258 200V201H257ZM11 201V202H9ZM23 201V200H22ZM38 201V202H37ZM79 201V200H78ZM191 201V203H190ZM198 201V203H197ZM199 201H201V203H199ZM205 201V202H204ZM213 201V202H212ZM227 203H226V202ZM240 201H246V207L247 206H250L255 208V212L257 211H260L259 213H262L261 214V217H259V219H255V215L252 216L251 215V212H254L252 211L251 207V212H250V218L251 216L255 219V225H253V222L252 221H249V220H244V224H245V221H249L250 225L248 227L247 232L245 233V237H243L242 235L244 234H238L237 232L235 233H232L234 236L232 235H229V236H226L223 235V233L221 231H212V234L210 235L211 233V227L210 226H206L204 229H203V225H202V228H199L201 230L200 232V238H203L204 240V236L206 237L207 235L211 241H213V244L215 243V245H213L215 248H213V246L211 247L210 245L208 247L204 246V241H202V245L203 247H201L202 245H200V247H198L196 244L198 243V239L199 237L195 238L193 235L195 234V231L193 232L194 234L192 235V227L190 226V223H187V222H183V217L181 218V221H177L179 220L177 218L174 219L175 217H179V215H175V214H181L182 212L186 213L185 211L188 212V210H190L191 212L189 213H193V215L195 214H201V215H204L205 217V214H208V210L210 211L209 215H211V210L213 209L214 213L215 214V217H214V221L212 223L213 224V229L215 230L216 227H222L223 226L225 227V224L223 225V223H225L224 219L226 218H229L227 220H233L234 224L232 226H235V223L237 225L238 222H242L238 220V218L240 216H242V214H244V210L241 208L242 205V202L239 203L241 205H238V202ZM251 203H250V202ZM40 202V203H39ZM62 202L65 204L66 202H64L62 200ZM95 202V203H94ZM123 202V203H121ZM169 202V203H168ZM226 204H225V203ZM247 202L249 203V205L247 204ZM2 203V204H1ZM11 203V204H10ZM23 204H26L24 202H21ZM43 203V204H42ZM46 203V204H45ZM89 203V204H88ZM101 203V204H100ZM130 203V204H131ZM143 203V206H141V204ZM156 203V204H157ZM160 203V204H159ZM171 204L170 206H166L165 207V204ZM194 203V204H193ZM210 203V204H209ZM215 206H214V204ZM32 204V205H31ZM68 204V203H67ZM91 204V205H90ZM109 204V205H108ZM113 204V205H112ZM120 204V205H119ZM145 204V206H144ZM180 204V205H179ZM254 204V203H253ZM263 204V205H262ZM4 205V206H3ZM19 205V204H18ZM21 205V204H20ZM27 205V204H26ZM50 206V207H47ZM57 205V204H56ZM104 205H106L105 207H107V209H105L106 212H109L110 210V221L107 218H104L103 217V220L105 219L106 221L108 220V223H104V222H100V219H102L100 215V213H98V209H99V212L100 211H104V210H100V207H103ZM112 205V206H111ZM119 205V206H117ZM122 205V206H121ZM176 205V206H175ZM218 205H228V207H222L223 209H218ZM3 206V207H2ZM14 206V205H13ZM60 206H61V203H60ZM94 206V207H93ZM117 206V207H116ZM133 206V207H134ZM148 209H147V207ZM196 206V207H195ZM203 206V207H202ZM241 206V207H240ZM35 207V208H36ZM58 209H57V208ZM124 207V208H123ZM127 207V208H126ZM140 207V208H139ZM169 207V208H168ZM178 207V208H177ZM186 207V208H185ZM190 207V208H189ZM194 207L195 209H197L196 213L192 211V208L194 210ZM245 207V206H243ZM45 208V209H44ZM48 210H47V209ZM57 209V212H56V209ZM62 208V206H61ZM96 208V209H94ZM110 208V209H109ZM118 210H116V209ZM126 208V209H125ZM129 208V209H128ZM162 208V209H160ZM165 208H168L169 211L167 212L166 214V211L164 213V209ZM180 208L181 211H180ZM201 208V209H200ZM208 208V209H207ZM210 208V209H209ZM43 209V211H42ZM51 209V210H50ZM109 209V210H108ZM136 209V210H134ZM143 209H145V211H148V213L146 214H143ZM147 209V210H146ZM215 209V210H214ZM219 211H218V210ZM224 209H226L224 211ZM239 212H237L236 211ZM245 209V208H244ZM248 209V208H246ZM257 209V210H256ZM260 209V210H258ZM3 210V209H1ZM30 210V208H29ZM49 210L51 212H49ZM59 210V211H58ZM72 210V211H71ZM80 210V211H79ZM116 210V211H115ZM138 210V211H137ZM162 210V211H161ZM166 210V209H165ZM171 210V211H170ZM201 210V211H200ZM204 210V211H203ZM220 210H223L221 213H220ZM229 210V211H228ZM45 211V212H44ZM46 211H47V214H46ZM97 211V213H95ZM142 213H141V212ZM158 211V213H157ZM161 211V212H160ZM216 211V212H215ZM233 211V212H232ZM247 212H249L248 210H246ZM263 211V212H262ZM6 212V210H5ZM7 212V213H8ZM49 212V213H48ZM55 212V213H54ZM82 212V213H81ZM92 212V213H91ZM124 212V213H125ZM129 212V211H128ZM127 212V213H128ZM131 212V211H130ZM140 212V213H139ZM171 212V213H170ZM175 212V214H174ZM230 212V213H229ZM246 212V213H247ZM254 212V213H255ZM4 211L0 214H3ZM22 213V216H20ZM25 213V214H23ZM28 213V214H27ZM58 213V214H59ZM90 215H88V214ZM94 213L95 215L97 214V216H95L94 218ZM122 213V212H121ZM126 213V215H127ZM184 213L183 216H184ZM189 213H186V214H189ZM225 213V214H224ZM258 213V215H259ZM11 214V215H10ZM17 214H19L18 216H16ZM52 214V215H51ZM75 214V216H73ZM102 214V213H101ZM103 214H105V212H103ZM115 214V216H114ZM130 214V213H129ZM132 214V213H131ZM130 214V216H131ZM143 214V215H142ZM166 214V215H165ZM181 214V215H182ZM185 214V215H186ZM3 215H6V214H3ZM13 215V216H12ZM26 215V216H25ZM38 215V216H37ZM49 215V216H48ZM59 215H63V214H59ZM79 215V216H78ZM88 215V217H87ZM93 215V216H92ZM120 217H119V216ZM124 215V214H123ZM145 215V216H144ZM147 215V217H146ZM165 215V216H164ZM170 215V216H169ZM180 215V217H181ZM192 215V214H191ZM208 215V216H209ZM245 215V214H244ZM24 216V217H23ZM47 216V217H46ZM53 216V217H52ZM65 216V215H64ZM67 216V215H66ZM77 216V218H75ZM82 216V217H81ZM86 216V217H85ZM118 216V218H117ZM125 216V215H124ZM129 216V217H130ZM133 216V214H132ZM131 216V217H132ZM143 216V217H142ZM175 216V217H173ZM187 216V215H186ZM190 216V214H189ZM248 216V215H247ZM248 216V217H249ZM257 216V215H256ZM1 217V215H0ZM11 217V218H10ZM21 217V218H20ZM73 217V218H72ZM80 217V218H79ZM91 217V218H90ZM101 217V218H100ZM109 217V216H108ZM211 217V216H210ZM219 217V218H218ZM246 217V216H245ZM43 218V219H44ZM100 218V219H99ZM143 218H145V220L143 221ZM147 218V219H146ZM213 218V217H212ZM211 218V219H212ZM218 220H217V219ZM224 218V219H223ZM242 218V217H241ZM239 218V219H241ZM258 218V217H257ZM17 219V220H16ZM18 219H19V223H18ZM21 219V220H20ZM24 219V220H23ZM35 219V220H36ZM77 219L78 221H82L84 222V225L87 224V227L85 228V230H88V232L91 234L90 235L88 232V236L90 235L91 238L87 239H82V236H87L86 234H83L81 233V230L82 229V225L79 224V227H77ZM83 219V220H82ZM86 219V220H85ZM94 219V221H92ZM99 219V220H98ZM112 219V220H111ZM133 219L135 220L134 222ZM14 220L16 222H14ZM52 220V221H50ZM66 220V221H65ZM91 220V221H89ZM98 222H96V221ZM129 220V221H128ZM138 220V223H136ZM174 220H176L177 222H181V223H177V224H174L176 223ZM223 222H222V221ZM236 220V221H235ZM251 220V219H250ZM253 220V219H252ZM0 221V222H1ZM25 221L29 224L26 223L25 225ZM45 221V222H46ZM127 221V222H126ZM156 221V222H154ZM174 221V222H172ZM254 221V220H253ZM257 221V222H256ZM9 222V223H8ZM23 222V223H22ZM53 222V223H52ZM70 224H69V223ZM81 222V223H82ZM100 222V223H99ZM117 224H116V223ZM119 222V223H118ZM227 222V221H226ZM229 222V221H228ZM7 223V224H6ZM17 223V224H16ZM61 223H64L61 225ZM125 223V224H124ZM127 223V224H126ZM129 223V225H128ZM133 225H132V224ZM252 223V224H251ZM19 224V225H18ZM21 224V226H20ZM35 224V225H33ZM66 224V225H65ZM92 224H93V227H92ZM110 224V225H109ZM112 224H115L113 225L112 227ZM134 224H137V225H134ZM160 224V225H159ZM180 224V225H178ZM242 224V223H241ZM243 224V225H244ZM24 225L25 228L27 227L28 225V228L27 229H31L30 231H28L27 229L24 230ZM45 225V227H44ZM61 225V226H60ZM91 225V226H90ZM118 225V227H117ZM121 225V226H120ZM192 225V224H191ZM206 225H208L206 223ZM227 225V224H226ZM246 225V224H245ZM18 226V228L16 227ZM34 226H37L36 228ZM42 226V227H41ZM67 226V227H66ZM99 226V225H98ZM111 226V227H109ZM133 226V227H131ZM142 227V228H139ZM157 226V227H156ZM161 226V228H160ZM176 226V227H175ZM205 226V224H204ZM216 226V227H215ZM7 227V228H6ZM32 227L34 228L32 229ZM60 227V228H59ZM64 227V228H63ZM127 227V228H125ZM174 229H173V228ZM182 227V228H180ZM188 227V233L186 235V232L187 231H183V230H186V228ZM238 227V226H237ZM1 228V227H0ZM23 228V229H22ZM66 228V229H65ZM78 228V229H77ZM94 228H96L95 230H93ZM100 228V226L98 227ZM103 228V230H104ZM110 228V229H109ZM112 228V229H111ZM116 228V230H115ZM137 230H136V229ZM157 228V229H155ZM210 228V229H209ZM7 229V230H6ZM16 229V230H15ZM21 230V232L19 230ZM37 229V230H36ZM39 229V231H38ZM54 229H56L54 231ZM74 229L76 230V232L74 231ZM114 229V230H113ZM120 229V230H121ZM128 229V230H127ZM133 229V230H132ZM141 229V230H140ZM144 229V228H143ZM146 229V228H145ZM154 229V230H153ZM212 229V230H213ZM221 229V228H220ZM244 229V230H245ZM18 230V231H17ZM91 230V231H90ZM93 230V231H92ZM135 230V231H134ZM160 230V231H159ZM181 232H180V231ZM192 230V231H191ZM199 230V231H200ZM208 230V231H206ZM249 230V231H248ZM2 231V232H1ZM40 232L42 231L43 233H37V232ZM60 231V232H58ZM62 231V232H61ZM78 231V232H77ZM84 231V230H82ZM206 231V232H205ZM12 234H11V233ZM19 232V233H18ZM47 232V233H46ZM52 232H55V234H53ZM58 232V233H57ZM68 232H72L73 235H74V239H72V241L75 242V244H71V238H69L70 242L68 245H65L67 244V242L65 243V240H68L67 238L69 237L68 236ZM137 232V233H138ZM142 232V231H141ZM154 232V233H152ZM191 232V233H190ZM250 232V233H249ZM6 233V234H7ZM45 233V236L42 235ZM50 236H49V234ZM58 235H57V234ZM60 233V234H59ZM80 233V234H79ZM95 233H102V232H94ZM136 233V234H137ZM197 233V232H196ZM206 233V234H205ZM218 233V234H216ZM23 234V235H22ZM38 234V235H36ZM68 236H66V235ZM82 234V235H81ZM119 234L120 231H119ZM130 234V235H129ZM141 234V233H139ZM138 234V235H139ZM145 234H148V235H145ZM154 234H156L157 236L155 237ZM176 234H182L184 235L186 238L184 240V236L182 237H179L178 235V238L180 240H182L181 243H179V239L177 238L176 240V245L178 244L179 246V250H182L183 252L177 250L178 247H176L177 249H175V251L179 252V253H175V251H173V253L177 256H172V251L171 253H165L167 254L166 256L164 255V251L165 249L168 250V248L166 247H169L171 248L170 250H172V247L171 246H175V244L173 243L172 239L175 238V235ZM193 238H189L191 235ZM198 234V233H197ZM205 234V235H204ZM13 235V238L11 237ZM21 235V236H20ZM26 235V236H25ZM29 235V236H28ZM56 235V236H55ZM63 235V237H62ZM72 235V234H70ZM78 235V237H77ZM100 236H104L103 234H99ZM142 235V236H143ZM196 235V234H195ZM6 236V237H5ZM27 238H25V237ZM40 236V237H39ZM53 236V237H52ZM109 236H111V238H109ZM136 236V235H135ZM231 236V237H230ZM252 236V237H251ZM253 236H256V237H253ZM262 236V237H261ZM33 237V238H32ZM114 237V238H113ZM134 237V236H133ZM139 237V236H138ZM207 237V239H208ZM31 238V239H30ZM40 238H44L45 239H49L50 241H52L53 244H55L56 242H53L54 239H57L59 238L58 240H55L57 241L58 243L55 244L53 247H50L51 244L49 242V245H48V242H47V247L49 246V249L46 253V251L44 250V253L46 254V256H41V254H43V249L45 248L44 246L46 244H42V246L44 247L42 249V251L40 250L39 251H34V253L32 252L34 249H37L39 250L40 247H38L39 245H41V243L44 241H42V239L40 240ZM64 238V240L62 239ZM93 238V239H92ZM105 238V237H103ZM135 238V237H134ZM147 238V239H146ZM252 239L253 241L252 244L250 245L249 242V246L247 245V242L249 239ZM256 238V243H254V239ZM261 238V239H260ZM101 241H102V238L100 237ZM120 240L118 244V242H114V240ZM142 239V238H141ZM176 239V238H175ZM191 239V241H190ZM206 239V240H207ZM220 239V240H219ZM4 240V242H3ZM5 240L7 242H10L11 243H7L5 244ZM10 240V241H9ZM29 240V241H27ZM60 240V241H59ZM64 241V246H63V243H61L62 241ZM79 240V241H78ZM93 240V241H92ZM105 240V239H104ZM112 240V241H111ZM133 240L134 242L136 243H133ZM156 240V241H155ZM189 241V242H184V241ZM194 240V242L196 244H194V242H192ZM223 240V241H221ZM258 240V241H257ZM23 241V242H22ZM33 241V242H32ZM97 241V240H96ZM100 241V240H98ZM97 241V242H98ZM100 241V242H101ZM155 241V242H154ZM200 241V242H201ZM209 241V240H208ZM215 241V242H214ZM231 241V242H230ZM23 244H22V243ZM25 242V243H24ZM40 242V243H39ZM46 240L43 242L45 243ZM99 242V243H100ZM114 242V243H113ZM154 242V244H153ZM191 242L193 243V245L191 244ZM219 244H218V243ZM16 244V247L15 245ZM28 243H31L28 245ZM84 243V244H83ZM96 243V242H95ZM102 243H100L99 245H101ZM122 243V244H121ZM173 243V244H171ZM222 243V244H221ZM224 243V244H223ZM227 243V244H226ZM229 243V244H228ZM256 245H254V244ZM20 244V245H19ZM22 244V245H21ZM26 244V246H25ZM36 244V245H35ZM89 245L87 248H85L87 245ZM116 244V245H115ZM153 244V245H152ZM186 244V245H185ZM190 244V245H189ZM208 244V243H207ZM218 244V245H217ZM246 244V245H245ZM3 245V246H2ZM4 245H6L4 247ZM8 245V246H7ZM31 245V246H30ZM71 245V246H70ZM80 245V246H79ZM86 245V246H84ZM98 244H96V248L99 247ZM181 245V247H180ZM185 245V246H184ZM206 245V243H205ZM19 248H18V247ZM21 246V247H20ZM69 246L71 248H69ZM105 246V245H104ZM113 246V247H112ZM132 246V247H130ZM190 246V247H189ZM228 246V247H227ZM14 247V249H13ZM28 247V248H25ZM30 247V248H29ZM55 247V248H54ZM56 247H59L56 249ZM102 247V246H101ZM115 247V248H114ZM117 247V248H116ZM121 247V248H120ZM197 247V248H196ZM219 247L221 249H219ZM244 247V248H243ZM248 247V248H247ZM252 247V249H251ZM21 248V249H20ZM112 248V249H111ZM119 248V249H118ZM129 250H127V249ZM188 248V249H187ZM193 248V249H192ZM196 248V249H194ZM200 248V249H199ZM250 248V250H249ZM255 248V249H253ZM13 249V251H11ZM16 249V251H15ZM18 249V250H17ZM30 249V250H29ZM47 249V248H46ZM51 249H53L54 251H52ZM111 249V250H110ZM125 249V251L123 250ZM173 249V250H174ZM212 249V251H211ZM230 249V250H229ZM8 250V251H6ZM26 251L28 252L29 251V255H32L29 260V256L25 255V257H22L21 254L23 251ZM32 250V251H31ZM61 250V251H60ZM76 250V251H77ZM97 250V249H96ZM96 250H94L93 252H95ZM166 250V251H167ZM198 250V251H196ZM25 251L23 252V254H26ZM52 251V253H50ZM57 251V252H56ZM75 251V252H76ZM134 251V249H133ZM142 251V252H141ZM148 251V252H147ZM10 252V253H9ZM54 252V253H53ZM60 252V253H59ZM92 252V253H93ZM103 252H105L103 254ZM107 252V253H108ZM121 252V253H122ZM138 252V253H136ZM145 252H147L148 254H146ZM170 252V251H169ZM200 254H199V253ZM225 252V253H223ZM252 252V253H251ZM77 253V252H76ZM106 253V255L108 256V254ZM129 253V254H128ZM132 253V254H133ZM189 253H191L189 251ZM10 256H9V255ZM38 256H37V255ZM54 254V255H53ZM66 254V255H65ZM89 255L91 254L90 252L88 253ZM87 254V255H88ZM95 254V253H93ZM131 254V255H132ZM133 254V255H134ZM173 254V255H174ZM183 254V255H182ZM192 254V253H191ZM213 254V258L212 256L211 257V263H208V264H213L215 263L216 261H214V255ZM237 254V253H235ZM246 254V253H245ZM253 254V255H252ZM37 256L35 259L37 260L38 257L40 258H43L44 260V257H46V259L48 258V256L50 255L51 258H53V262L52 261H49V259H47L48 262H37L38 260L40 261V258L35 261L33 256ZM86 256V254H84ZM96 255H100V254H96ZM101 255V256H102ZM190 255V254H189ZM198 255V256H197ZM211 255V254H210ZM218 255V256H220ZM222 255V256H224ZM246 255V256H247ZM24 256V255H23ZM28 258H27V257ZM55 256V257H56ZM83 256V255H82ZM84 256V257H85ZM92 256V255H91ZM91 256H89L90 259H93L91 258ZM138 256V257H139ZM169 256V257H167ZM191 256V255H190ZM209 256V255H207ZM255 257H253L255 259V262L254 264L257 262V257L259 258V256H256L254 255ZM3 257V259H2ZM62 257V258H61ZM88 257V256H86ZM85 257V259H87ZM97 257V256H96ZM105 258V255L103 256ZM103 257L101 258H98L97 259H102ZM128 257V256H127ZM168 260L171 261H167V258ZM174 257V258H173ZM206 257V256H205ZM251 257V258H252ZM17 260H15V259ZM59 258L57 257V260H59ZM82 258V257H81ZM125 258V257H124ZM149 258V259H148ZM203 257H201V260L199 261H196L197 263L196 264H204V262L202 263ZM241 258V259H240ZM7 259V261H6ZM84 259V258H83ZM96 259V258H95ZM93 259V261H91V263H96L97 259L95 260ZM166 259V260H165ZM175 259L177 262H175ZM183 259V258H182ZM181 259V260H182ZM209 259V257H208ZM250 259V258H249ZM253 259V261H254ZM34 260V261H33ZM89 260V259H88ZM120 260V258L118 259ZM166 262H165V261ZM173 260V262H172ZM183 260V261H184ZM235 260V259H234ZM20 261V263H19ZM23 261V262H22ZM25 261V262H24ZM67 261V260H66ZM69 261H67L69 263ZM182 261V263H183ZM236 261V260H235ZM230 262L228 264H239L238 262ZM0 262V264H2ZM28 262V263H27ZM60 262V263H61ZM64 262H65V259H64ZM88 262V261H86ZM98 262V261H97ZM168 262V263H167ZM189 262V260L187 261V263ZM57 263V262H56ZM59 263V262H58ZM90 263V261H89ZM90 263V264H91ZM185 263V262H184ZM221 263V262H220ZM218 261L216 264H220ZM224 262H222L223 264ZM261 263V262H260ZM259 263V264H260ZM4 264V263H3ZM100 264H103L100 262ZM145 264H151L150 262H146ZM226 264V263H225ZM250 264V263H249ZM253 264V263H252Z\"/></svg>", "mask_w": 264, "mask_h": 264}, {"label": "bare ground", "instance_id": "bare-ground-1", "mask_svg": "<svg viewBox=\"0 0 264 264\" xmlns=\"http://www.w3.org/2000/svg\"><path fill=\"white\" fill-rule=\"evenodd\" d=\"M7 1H8V0H7ZM7 1H6V2H7ZM10 1H11V2H10ZM35 1H36V0H35ZM57 1H58V0H57ZM62 1H63V0H62ZM74 1H75V0H74ZM74 1H73V2H74ZM76 1H77V0H76ZM89 1H90V0H89ZM92 1H93V0H92ZM95 1H96V0H95ZM95 1H94V2H95ZM103 1H104V0H103ZM172 1H173V0H172ZM174 1H176V0H174ZM179 1H180V0H179ZM184 1H187V0H183L182 2L184 3ZM188 1H189V0H188ZM188 1H187V2H188ZM194 1L197 2L198 0H194ZM207 1H208V0H207ZM227 1H228V0H227ZM244 1H245V0H244ZM2 2H3V1H2ZM28 2H29V1H28ZM28 2L26 1L27 4H29ZM45 2H46V1H45ZM59 2H60V0H59ZM59 2H58V3H59ZM70 2H72V1L69 0V1H68V5L70 4ZM78 2H79V0H78ZM78 2H77V4H78ZM99 2H100V1H99ZM120 2H121V1H120ZM135 2H137V1H134V3H135ZM182 2H181V3H182ZM218 2H219V1H218ZM235 2H236V0H235ZM235 2H234V3H235ZM239 2H240V1H239ZM241 2H243V1H241ZM8 3L11 4V3H12V0H9ZM34 3H35V2H34ZM64 3H67V2L64 1ZM74 3H75V2H74ZM74 3H73V5H75ZM92 3H93V2H92ZM92 3H91V4H92ZM132 3H133V2H132ZM173 3H174V2H173ZM224 3H225V2H224ZM253 3H254V2H253ZM47 4H48V3H47ZM51 4H52V3H51ZM60 4H61V3H60ZM89 4H90V3H89ZM103 4H106V3H103ZM103 4H102V5H103ZM116 4H118V3H116ZM122 4H123V3H122ZM122 4H121L120 6L117 5V7L119 6V7L121 8ZM124 4H125V2H124ZM135 4H136V3H135ZM184 4H185V3H184ZM197 4H198V2H197ZM209 4H210V3H209ZM211 4H212V3H211ZM228 4H229V3H228ZM237 4H238V3H237ZM239 4H240V3H239ZM3 5H5V4H3ZM24 5H25V2H24ZM61 5H62V4H61ZM68 5L63 4L62 7H64V9H67V8H65V6L69 7ZM73 5H70V6L72 7ZM81 5H82V6L85 5V0H84V3H80L78 6H81ZM106 5H107V4H106ZM177 5H178V4H177ZM201 5H202V4H201ZM226 5H227V4H226ZM254 5H255V4H253V6H254ZM258 5H259V4H258ZM14 6H16V5H14ZM22 6H23V5H22ZM28 6H29V5H27V7H28ZM32 6H33V5H32ZM75 6H76V5H75ZM88 6H89V5H88ZM90 6H91V5H90ZM90 6H89V7H90ZM94 6H95V5H93V8L95 9ZM140 6H141V5H140ZM172 6H173V5H172ZM178 6H179V5H178ZM197 6H198V5H197ZM211 6H212V5H211ZM215 6L218 7V5H215V4H214V5H213V9H214ZM220 6H221V5H220ZM220 6L218 7L219 10H220ZM224 6H225V5H224ZM235 6H236V3H235ZM240 6H241V5H240ZM1 7H2V6H1ZM25 7H26V6H25ZM27 7H26V8H27ZM71 7H69L68 10H70ZM86 7H87V5H86ZM97 7H98V6H97ZM112 7H113V6H112ZM112 7H111V8H112ZM117 7H116V8H117ZM123 7H124V5H123ZM123 7H122V8H123ZM161 7H162V6H161ZM161 7H160V8H161ZM163 7H164V6H163ZM182 7H184V6H182ZM182 7H181V8H182ZM188 7H189V6H188ZM190 7H191V6H190ZM194 7H195V6H194ZM242 7H243V6H242ZM262 7H263V6H262ZM15 8H16V7H15ZM72 8H73V7H72ZM79 8L82 9V7H79ZM83 8H84V7H83ZM90 8H91V7H90ZM116 8L114 7V10H117ZM120 8H119V9H120ZM122 8H121V10H122ZM140 8H142V7H140ZM199 8H201V7L199 6ZM224 8H225V7H224ZM236 8H237V7H236ZM244 8H245V7H244ZM254 8H256V7H254ZM4 9H5V8H4ZM9 9H11V8L9 7ZM21 9H22V8H21ZM24 9H25V8H24ZM91 9H92V8H91ZM126 9H127V8H126ZM130 9H131V8H130ZM132 9H133V7H132ZM164 9H165V8H164ZM186 9H189V8H186ZM196 9H197V8H196ZM215 9H216V8H215ZM221 9H222V8H221ZM240 9H241V8H240ZM15 10H16V9H15ZM17 10H19V9H17ZM25 10H26V9H25ZM47 10H48V8H47ZM51 10H52V9H51ZM54 10H55V9H54ZM74 10H75V8H74ZM74 10H73V11H74ZM87 10H88V7H87ZM92 10H93V9H92ZM97 10H98V9H95V11L93 10V11L95 12V14H96V11H97ZM124 10H125V9H124ZM134 10H135V8H134ZM183 10H184V9H183ZM183 10H182V11H183ZM200 10H201V9H200ZM203 10L205 11V8L202 9V11H203ZM211 10H212V8H211ZM211 10H208V11H209L208 13H210ZM219 10H216V14H217V12H219ZM225 10H227V8H226ZM232 10H233V9H232ZM256 10H258V8H257ZM1 11H2V10H1ZM7 11H8V10H7ZM20 11H21V10H20ZM31 11H32V10H31ZM49 11H50V10H49ZM70 11L73 12L72 10H70ZM70 11H69V12H70ZM75 11H76V10H75ZM88 11H89V10H88ZM90 11H91V10H90ZM90 11H89V12H90ZM122 11H123V10H122ZM131 11H132V10H131ZM144 11H145V10H144ZM198 11H199V10H198ZM213 11H214V13H215V10H213ZM229 11H230V10H229ZM2 12H3V11H2ZM2 12H1V14H2ZM5 12H6V10H5ZM22 12H25V11H22ZM55 12H56V11H55ZM55 12L52 13L53 15L51 14L53 17L56 16V15L58 14V13H55ZM120 12H121V11H120ZM120 12H119V13H120ZM127 12H128V11H127ZM127 12H126V13H127ZM132 12H136V10H135V11H132ZM205 12H207V11H205ZM227 12H228V11H227ZM8 13H9V11L7 12V14H8ZM29 13H30V12H29ZM46 13H47V12H46ZM76 13H77V12H75V14H76ZM97 13H98V12H97ZM129 13H130V12H129ZM129 13H128V14H129ZM144 13H145V12H144ZM144 13H143V14H144ZM211 13H212V12H211ZM214 13H213V15H214ZM9 14H11V13H9ZM27 14H28V13H27ZM27 14H26V15H27ZM55 14H56V15H55ZM70 14H72V13H70ZM121 14H122V13H121ZM145 14H146V13H145ZM188 14H189V13H188ZM200 14H201V12H200ZM202 14H203V13H202ZM231 14H232V13H231ZM2 15H3V14H2ZM2 15H0V16L2 17ZM11 15H12V14H11ZM58 15H59V14H58ZM58 15H57V17H58ZM65 15H66V14H65ZM92 15H93V14H92ZM126 15H127V14H126ZM138 15H139V14H138ZM210 15H211V14H210ZM218 15H219V14H218ZM233 15H234V14H233ZM233 15H232V16H233ZM263 15H264V14H263ZM4 16H6V13H5ZM4 16H3V17H4ZM12 16H15V14L12 15ZM18 16H19V14H18ZM52 16H51V18H52ZM59 16H60V15H59ZM62 16H63V15H62ZM73 16H74V15H73ZM76 16H78V18H79V14L76 15ZM130 16L132 17V16H134V15L130 14ZM136 16H137V14H136ZM139 16H140V15H139ZM197 16H198V15H197ZM201 16H202V15H201ZM208 16H209V14H207V17H208ZM224 16H225V15H223L222 17L224 18ZM234 16H235V15H234ZM255 16H256V15H255ZM7 17H8V15H7ZM39 17H40V16H39ZM41 17H42V19H43V16H41ZM63 17H65V16H63ZM63 17H61V18L59 17V18L62 19ZM66 17H67V16H66ZM80 17H81V16H80ZM82 17H83V16H82ZM94 17H95V16H94ZM144 17H145V16H144ZM203 17H204V16H203ZM213 17H214V16H213ZM220 17H221V16H220ZM225 17H226V16H225ZM227 17H230V16H227ZM227 17H226V20L228 19ZM239 17H240V16H239ZM4 18H6V17H4ZM20 18H21V17H20ZM75 18H76V17H75ZM134 18H135V16H134ZM141 18H142V17H141ZM146 18H147V17H146ZM180 18H181V17H180ZM199 18H200V17H199ZM209 18H210V17H208V20H209ZM211 18H212V16H211ZM48 19L50 20V18H47L46 20H48ZM52 19H53V18H52ZM57 19H58V18H56V20H57ZM71 19L73 20V18H71ZM76 19H77V18H76ZM79 19H80V18H79ZM83 19H86V18H83ZM99 19H102V16H101V18H99ZM135 19H136V18H135ZM138 19H140V18H138ZM176 19H177V18H176ZM178 19H179V18H178ZM230 19H231V17H230ZM230 19H228V21H229ZM237 19H238V17H237ZM261 19H262V18H261ZM6 20H7V26H8V23H9L11 26H12V25H15V26H16V23H17V24L19 23L18 21L16 22L14 19H13V20H12V19L9 20V18H7ZM8 20H9V21H8ZM17 20H18V19H17ZM49 20H48V21H49ZM56 20H51V21H52V22H55ZM62 20H63V19H62ZM65 20H66V19H65ZM68 20H69V18H68ZM77 20H78V19H77ZM143 20H145V18H144ZM143 20H142V22H144ZM201 20H202V19H201ZM204 20H207V18L204 19ZM208 20H207V22H208ZM211 20H212V19H211ZM215 20H217V19H215ZM246 20H247V19H246ZM0 21H1V20H0ZM2 21H3V19H2ZM48 21H47V22H48ZM58 21H59V20H58ZM66 21H67V20H66ZM124 21H125V20H124ZM134 21H135V20H134ZM139 21H140V20H139ZM139 21H138V22H139ZM175 21H176V20H175ZM186 21H187V20H186ZM228 21H227V23H228ZM231 21L233 22L234 20H233V19L230 20L229 23H231ZM237 21H238V20H237ZM241 21H242V20H241ZM4 22H5V21H3V23H4ZM34 22H38V20H36V21H34ZM111 22H112V21H111ZM114 22H115V21H114ZM131 22H132V21H131ZM142 22H141V23H142ZM178 22H179V21H178ZM235 22H236V21H235ZM255 22H256V21H255ZM26 23H27V21H26ZM31 23H32V22H31ZM39 23H40V22H39ZM39 23H36V25L39 24ZM41 23H42V21H41ZM48 23H49V22H48ZM55 23H56V22H55ZM57 23L60 24V21L57 22ZM62 23L64 24V20L61 21V24H62ZM75 23H77V22H75ZM75 23H74V24H75ZM102 23H103V22H101V24H102ZM132 23H134V22H132ZM136 23H137V22H136ZM139 23H140V22H139ZM174 23H175V22H174ZM174 23H173V24H174ZM182 23H183V21H182ZM211 23H212V22H211ZM217 23L219 24L218 21L216 22V24H217ZM221 23H222V22H221ZM246 23H248V22H246ZM246 23H245V24H246ZM257 23H258V22H257ZM1 24H2V22H1ZM24 24H25V23H24ZM52 24H53V23H52ZM63 24H62V25H63ZM65 24H66V22H65ZM65 24H64V25H65ZM71 24H73V23L71 22ZM103 24H104V23H103ZM142 24H143V23H142ZM148 24L151 26L150 23H148ZM214 24H215V21H214ZM237 24H238V23H237ZM22 25H23V24H22ZM39 25H40V24H39ZM62 25L60 26V28L63 27ZM94 25H95V24H94ZM105 25H107V23H106ZM116 25H117V24H116ZM131 25H132V24H131ZM145 25H146V23H145ZM233 25H234V24H233ZM249 25H250L249 27H251V23H250ZM253 25H254V24H253ZM5 26H6V24H5ZM34 26H35V25H34ZM49 26H51V25L49 24ZM55 26L57 27V25H55ZM102 26H103V25H102ZM138 26H139V25H138ZM150 26H149V27H150ZM154 26H155V25H154ZM154 26H153V27H154ZM159 26H160V25H159ZM180 26H181V25H180ZM200 26H201V25H200ZM243 26H244V25H243ZM246 26H247V24H246ZM24 27H25V25H24ZM53 27H54V26H53ZM53 27H51L52 30H53ZM56 27H54V29H55ZM65 27H66V25H65ZM94 27H95V26H94ZM104 27H105V26H104ZM142 27H144V26H142ZM157 27H158V26H157ZM157 27H156V28H157ZM215 27H216V29H217V26H215ZM222 27H223V26H222ZM227 27H229V26H227ZM249 27H247V28H249ZM8 28H9V27H8ZM8 28H7V29H8ZM78 28H79V27H78ZM81 28H82V27H81ZM81 28H79V30H75V32H76V31L79 32ZM131 28H132V27H131ZM133 28H134V27H133ZM136 28H137V26H136ZM139 28H140V27H139ZM146 28H148V26H147ZM150 28H151V27H150ZM150 28H148V29L151 30ZM159 28H160V27H159ZM161 28H162V27H161ZM184 28H185V27H184ZM251 28H252V27H251ZM28 29H29V28H28V26H27V30H28ZM42 29H43V28H42ZM42 29H39V30L41 31ZM57 29L60 30L59 28H57ZM57 29H55V31H56ZM62 29H63V28H62ZM65 29H66V28H64V30H65ZM95 29H96V28H95ZM107 29H108V28H107ZM123 29H124V28H123ZM241 29H242V28H241ZM12 30H13V29H12ZM14 30H15V29H14ZM17 30H18V29H17ZM30 30H31V29H30ZM37 30H38V29H37ZM64 30H62V31H64ZM85 30H86V29L84 28V32H85ZM88 30H90V29H88ZM102 30H103V28H102ZM108 30H110V29H108ZM111 30H113V29H111ZM118 30H119V29H118ZM134 30H135V29H134ZM136 30H137V29H136ZM157 30H158V29H157ZM161 30H162V29H161ZM244 30L246 31V29H244ZM248 30H249V29H248ZM250 30H251V29H250ZM5 31L8 32V30H5ZM24 31H25V30H24ZM55 31H54V32H55ZM65 31H66V30H65ZM67 31H70L69 28L67 29ZM67 31H66V32H67ZM106 31H107V30H106ZM119 31H121V30H119ZM129 31H130V30H129ZM131 31H132V30H131ZM147 31H148V30H147ZM153 31H155V29H153ZM220 31H221V30H220ZM245 31H244V33H245ZM0 32H1V31H0ZM7 32H6V33H7ZM11 32H12V31H11ZM19 32H20V31H19ZM33 32H34V29H33ZM41 32H43V31H41ZM56 32H57V31H56ZM91 32H94V31H91ZM104 32H105V29L102 31V34H103ZM107 32H109V31H107ZM151 32H152V31H151ZM181 32H182V31H181ZM252 32L254 33V30H252ZM68 33H69V32H68ZM73 33H74V32H73ZM79 33H81V31H80ZM82 33H83V32H82ZM97 33H98V32H97ZM97 33H96V32L94 33L95 36H94L93 34H90V33H89L90 35H89V34L87 35L86 33H83L84 35L81 34L80 37H78L79 35L74 36V37H73V36L71 37V36H70V35H72V33H71V34L68 35V38H69V36H70L71 38H75V39H73L74 41L71 42V41H69V39L67 38V39H68V40H67L68 42H67V41H65L66 39H65V40L63 39V36H61V37H62L61 40H62V42L65 41L66 43H69V44L71 43L70 45H73V44L75 45V43H73V42H75V40H77V41H76V43H77V42L79 41L78 38H80V41L78 42V44L83 43V42H81V41H82V39H84V36L87 35V37H85V40H83V41H84V45L88 44V43L85 44V42H86V38H87V41L91 40L92 42H93V40H92L93 38L96 39V42H95V43H96V45H97V40H98L97 38H99V35H97ZM111 33H113V31H112ZM121 33H122V32H121ZM135 33H136V32H135ZM178 33H180V32H178ZM34 34H35V33H34ZM56 34H58V33H56ZM56 34H55V35H56ZM62 34H63V33H62ZM77 34H78V33H77ZM105 34H106V32H105ZM108 34H110V33H108ZM108 34H107V35H108ZM215 34H216V33H215ZM225 34H226V33H225ZM235 34H237V33H235ZM6 35H7V34H6ZM46 35H47V34H46ZM46 35H45V36H46ZM55 35H53L52 38H54ZM91 35H92V37H91ZM96 35H97L98 37H96ZM113 35H114V34H113ZM120 35H121V34H120ZM153 35H154V34H153ZM192 35H193V34H192ZM199 35H200V34H199ZM216 35H218V34H216ZM226 35L229 36V35H231V34L228 33V34H226ZM254 35H255V34H254ZM8 36H9V35H8ZM8 36H7V37H8ZM14 36H15V35H14ZM17 36H18V35H17ZM43 36H44V35H43ZM56 36H57V35H56ZM109 36H110V35H109ZM115 36H116V35H114V37H115ZM117 36H118V34H117ZM130 36H133V38H134L135 34H130ZM137 36H138V35H137ZM140 36H141V35H140ZM150 36H152V35H150ZM154 36H155V35H154ZM160 36H161V35H160ZM163 36H164V35H163ZM180 36H181V35H180ZM180 36H179V37H180ZM196 36H197V35H196ZM231 36H232V35H231ZM1 37H2V36H1ZM1 37H0V38H1ZM27 37H28V36H27ZM76 37H78V38L76 39ZM81 37H82V38H81ZM88 37H89V38H88ZM90 37H91V38H90ZM95 37H96V38H95ZM110 37H111V36H110ZM114 37H113V38H114ZM122 37L124 38L123 35H122ZM177 37H178V36H177ZM184 37H185V36H184ZM193 37H195V36H193ZM236 37H237V36H236ZM25 38H26V37H25ZM37 38H38V37H37ZM58 38H59V37H58ZM71 38H70V39H71ZM102 38H103V37H102ZM116 38H118V37H115V39H116ZM123 38H122V39H123ZM133 38H132V39H133ZM141 38H143V37H141ZM141 38H139V39H141ZM147 38H148V37H147ZM149 38H150V37H149ZM151 38H152V37H151ZM167 38H168V37H167ZM171 38H172V37H171ZM171 38H170V39H171ZM197 38H198V37H197ZM252 38L254 39V37H252ZM19 39H20V37H19ZM28 39H29V38H28ZM88 39H89V40H88ZM132 39L129 38V40H131V42L133 43L134 40L132 41ZM134 39H135V38H134ZM152 39H153V38H152ZM176 39H177V38H176ZM181 39H182V38H180V40H181ZM202 39H203V38H202ZM233 39H234V38H233ZM235 39H236V38H235ZM235 39H234V40H235ZM239 39H240V38H239ZM239 39H238V40H239ZM261 39H262V38H261ZM4 40H5V39H3V41H4ZM53 40H54V39H52V41H53ZM61 40H60V41H61ZM99 40L101 41L102 39L99 38ZM99 40H98V41H99ZM103 40H104V43H103V41H101V42H100L101 44L98 43V45H99V46L103 45V47H104L105 49L109 47V49H106L107 53L109 52L110 49H111V50L113 49V45H114V44H117L118 42H119V43H118L117 45L122 44L121 41H117V43H115V41L112 40V41H114V42H113L114 44H113V43L110 41V40H111V39H110L109 42H111L112 47H111V44H110V43H109V46L107 47L108 44L106 43V40H105V39H103ZM118 40H121V39L118 38ZM166 40H167V39H166ZM180 40H179L180 43H181V42H184V41H180ZM184 40H185V38H184ZM214 40H215V39H214ZM240 40H241V39H240ZM244 40H245V39H244ZM244 40H242V41H244ZM263 40H264V39H263ZM3 41H2V42H3ZM5 41H6V40H5ZM5 41H4V42H5ZM91 41H90V42H91ZM135 41H136V40H135ZM137 41H138V37H137ZM140 41H141V40H140ZM144 41H145V40H144ZM196 41H197V40H196ZM206 41H207V40H206ZM211 41H212V40H211ZM216 41H217V39H216ZM252 41H253V40H252ZM27 42H29V41L27 40ZM49 42H50V41H49ZM120 42H121V43H120ZM126 42H127V41H126ZM187 42H188V41H187ZM204 42H205V41H204ZM218 42H220V41H218ZM234 42H235V41H234ZM239 42H240V41H239ZM72 43H73V44H72ZM93 43H94V42H93ZM102 43H103V44H102ZM147 43H148V42H147ZM151 43H152V42H150V44H151ZM174 43H175V42H174ZM184 43H185V42H184ZM210 43H211V42H210ZM212 43H213V41H212ZM247 43H250V44L253 43V44H254V42L251 43V40H247ZM255 43H256V42H255ZM46 44H47V43H46ZM51 44H52V43H51ZM51 44H49V45H51ZM69 44H67V45H69ZM78 44H76V45H78ZM106 44H107V45H106ZM135 44H137V43H135ZM182 44H183V43H182ZM182 44H180V45H182ZM243 44H246V42H245V43L243 42ZM26 45H28V44H26ZM49 45H48V46H49ZM60 45H61V44H60ZM60 45H59V46H60ZM76 45H75V48H76ZM141 45H143V44H141ZM157 45H158V44H157ZM160 45H162V44H160ZM166 45H169V44L166 43ZM188 45H189V44H188ZM191 45L193 46L192 43H191ZM213 45H214V44H213ZM254 45H255V44H254ZM19 46H20V45H19ZM32 46H33V45H32ZM48 46H46V47H48ZM53 46H54V45H53ZM55 46H56V45H55ZM79 46L81 47V44H80ZM93 46H94V45H92V47H91V48H88V49H87V48H84L85 46L82 47V48H84V49H82V48H81V49H80V48H79V49L76 48L75 50H76L77 52H75V51L73 50V51L76 53V55H75V57H74L73 59L71 58L72 61L75 60V58H77V59H78V58H79V59L82 58V59H84V60H82L83 62H85V63L87 62L86 64L89 63V66H86L85 63H84V64L81 63V65H80V64H79V60H77V61H78V64H79V65H77L78 67L76 66V68H78V69H77L78 72H79V71L81 72V69H83L84 67H86V68H87V67H94V66H90V65H91V64H92V65L95 64V67L97 68L96 70H99L101 73H105V72L107 73V70H108L107 66H110V65H107V64H111V63H109V62H110L109 60H108V63H104V61L102 62V60H103L105 57H107L108 59H109V57L111 58V56H112V58H113L114 56H116V59H118V58L125 59V58L127 57V60H128V59L130 58L131 54H132L131 57H133V55L136 53V52H134V51L137 49V48H134V49H132V51L130 50V48H132V46H135V45H133V44L131 45V47H129V49H128L127 47H123V46H122L124 49L127 48V49L130 51L129 54H126V52H125V53L122 52V49H119L120 47H116V45H114V48H116V49H114V50H112V51L110 50L111 53H108V54H109V57H108V54L106 53V51L104 52V50H102V49H104L102 46H101V47H102L101 49H99V48H100L99 46L97 47L98 49L96 48V46H94V49H92ZM105 46H106V47H105ZM128 46H129V45H128ZM136 46H137V45H136ZM214 46H215V45H214ZM241 46H242V45H241ZM241 46H240V47H241ZM244 46H245V45H244ZM246 46H247V45H246ZM250 46H251V45H250ZM250 46H249V47H250ZM21 47H22V46H21ZM23 47H24V46H23ZM26 47H27V46H26ZM28 47L30 48V46H28ZM34 47H35V46H34ZM49 47H51V46H49ZM87 47H88V46H87ZM110 47H111V48H110ZM137 47H138V49H139V46H137ZM220 47H221V46H220ZM240 47H239V48H240ZM254 47H255V46H254ZM13 48H14V47H13ZM58 48H59V47H58ZM117 48H118L119 50H118ZM158 48H159V47H158ZM169 48L172 49V47L168 46V49H169ZM191 48H192V47H191ZM191 48L189 49L190 52H191ZM246 48H247V47H246ZM250 48H251V47H250ZM18 49H19V48H18ZM25 49H26V48H25ZM30 49H32L31 52L33 51V53L36 54V55H42L43 52H44V50H43L42 48H40V46H38V48H32V47H31ZM47 49H48V48H47ZM49 49H50V48H49ZM55 49H56V48H55ZM73 49H74V48H73ZM77 49H78L79 51H78ZM127 49H126V51H127ZM155 49H156V48H155ZM175 49H176V48H175ZM179 49H180V48H179ZM185 49H186V48H185ZM192 49H194V48H192ZM211 49H212V48H211ZM213 49H214V48H213ZM50 50H51V49H50ZM53 50H54V49H53ZM56 50H58V49H56ZM61 50H62V49H61ZM133 50H134V51H133ZM140 50H141V49H140ZM145 50H146V49H145ZM169 50H170V49H169ZM196 50H197V49H196ZM223 50H224V49H223ZM230 50H231V49H230ZM58 51H59V50H58ZM58 51H57V52H58ZM68 51L71 52L72 50H71V51L68 50ZM102 51H103L107 56H106L105 54H104V56H103V55H102V54H103ZM151 51H152V50H151ZM165 51H166V50H165ZM167 51H168V50H167ZM171 51H173V50H171ZM171 51H170V52H171ZM186 51H187V50H186ZM186 51H185V52H186ZM220 51H221V50H220ZM231 51H232V50H231ZM11 52H12V51H11ZM21 52H22V51H21ZM31 52H30V53H31ZM119 52H120V53H121V52L123 53V54H121L123 57L119 55V54H120ZM131 52H133L134 54L131 53ZM146 52H147V51H146ZM146 52H145V53H146ZM158 52H159V51H158ZM163 52H164V51H163ZM173 52H174V51H173ZM173 52H171V53H173ZM176 52H177V51H176ZM176 52H175V53H176ZM187 52H188V51H187ZM190 52H189V53H190ZM225 52H226V51H225ZM256 52L258 53V51H256ZM3 53H4V52H3ZM5 53H8V52L5 51ZM18 53H19V52H18ZM72 53H73V52H72ZM72 53H70V55L73 56ZM75 53H74V54H75ZM127 53H128V51H127ZM130 53H131V54H130ZM138 53H139V52H138ZM145 53H144V55H145ZM147 53H148V52H147ZM150 53H151V52H150ZM159 53H160V52H159ZM182 53H183V52H182ZM195 53H196V51H195ZM237 53H238V51H237ZM240 53H242V52H240ZM246 53H247V52H246ZM19 54H20V53H19ZM27 54H28V53H27ZM100 54H101V56H99ZM124 54H126V55H125V58H124ZM252 54H253V56L256 55V54L254 55V53H252ZM0 55H1V54H0ZM129 55H130V56H129ZM144 55H143V56H144ZM148 55H149V54H147V56H148ZM163 55H164V53H163ZM163 55H162V56H163ZM171 55H172V54H171ZM184 55H185V54H184ZM193 55H194V54H193ZM233 55H234V54H233ZM243 55H247V56H248L249 59L247 60V62H248L249 60H251V58H250V56L248 55V53H247V54H243ZM243 55H239V54H238L237 56H238V57H239V56L241 57V56H243ZM257 55H258V54H257ZM15 56H16V55H15ZM27 56H28V55H27ZM30 56H31V55H30ZM72 56H71V57H72ZM135 56H136V55H135ZM145 56H146V55H145ZM150 56H151V54L149 55V57H150ZM187 56H188V55H187ZM194 56H195V55H194ZM234 56H235V55H234ZM20 57H21V56H20ZM32 57H34V56H32ZM51 57H52V58H51ZM65 57H67V60L70 59V57H69L67 54H66V56L64 55V57H63L61 54H58V53H52V55H51V53H50V55H49L48 58H51L52 61L55 62V64L59 65L58 67H60V68L63 67L64 70H65V68L68 67V66L65 67V65H66V61H67ZM68 57H69V58H68ZM103 57H104V58H103ZM117 57H118V58H117ZM128 57H129V58H128ZM166 57H167V56H166ZM183 57H184V56H183ZM211 57H212V56H211ZM244 57H245V56H244ZM244 57H243V58L241 57V60H242L243 62H244V60H245ZM257 57H258V56H257ZM15 58H16V57H15ZM21 58H22V57H21ZM35 58H37V57H35ZM137 58H138V57H137ZM143 58H144V57H143ZM151 58H152V57H151ZM201 58H202V57H201ZM208 58H209V57H208ZM214 58H215V57H214ZM232 58H233V57H232ZM232 58H231V59H232ZM258 58H259V57H258ZM258 58H257V59H258ZM105 59H106V58H105ZM131 59H132V60L129 59V61H128L126 64H124L125 67L122 66V70H120L119 73L121 74V73H122L121 71L125 70L126 68L129 69V70H126V71H128V73H129V71H130V73H131V72H132V69H133V72H132V74H130V75L135 76V75H140V74H141L142 76L144 75L143 77L145 78L146 75L149 74V72H148L149 70H147V71L145 70L146 67H147L146 64H148V63H146L145 65H143V64H141L142 62L139 63V61H136V60H137L136 57H135V58L133 57V58H131ZM135 59H136V60H135ZM144 59H145V58H144ZM147 59H148V58H147ZM170 59H171V57H170ZM233 59H234V58H233ZM243 59H244V60H243ZM257 59H255V57L253 58V60H256V61H257ZM11 60H12V59H10V61H11ZM14 60H15V59H14ZM125 60H126V59H125ZM127 60H126V61H127ZM138 60H139V59H138ZM165 60H166V59H165ZM165 60H163V62H164ZM213 60L216 61V59H213ZM7 61H8V60H7ZM48 61H49V60H48ZM50 61H51V60H50ZM115 61H116V60H115ZM146 61H147V60H146ZM148 61H149V59H148ZM151 61H152V60H151ZM167 61H169V60L167 59ZM170 61H171V60H170ZM191 61H192V60H191ZM195 61H196V60H195ZM211 61H212V60H211ZM215 61H214V62H215ZM229 61H230V60H229ZM231 61H233V60H231ZM242 61H241V62H242ZM24 62H25V61H24ZM54 62H53V63H54ZM129 62H130V63H129ZM144 62H145V61H144ZM152 62H153V61H152ZM171 62H172V61H171ZM174 62H175V61H174ZM217 62H218V61H217ZM241 62H240V63H241ZM261 62H262V61H261ZM15 63H17V62H15ZM69 63H72V64H73V62H70V60H69ZM76 63H77V62H76ZM121 63H122V62H120V64H121ZM150 63H151V62H150ZM150 63H149V64H150ZM167 63H168V62H167ZM231 63H232V62H231ZM235 63H236V62H234V64H235ZM238 63H239V62H238ZM253 63H254V64H252V63H250V64H251L252 66H254L255 64L257 65V62H256V63L253 62ZM72 64H71V65H72ZM74 64H75V63H74ZM74 64H73V65H74ZM116 64H117V63H116ZM127 64H129V65L126 66ZM130 64H131L132 66H131ZM151 64H152V63H151ZM182 64H183V63H182ZM191 64L193 65L194 63H191ZM212 64H213V63H212ZM250 64H248V65L250 66ZM259 64L261 65L260 62H259ZM13 65H14V63H13ZM13 65H12L11 67H13ZM16 65H17V64H16ZM16 65H15V68H17ZM33 65H34V64H33ZM35 65H36V64H35ZM67 65H68V64H67ZM118 65H119V64H118ZM134 65H135V66H134ZM154 65H155V64H154ZM174 65H176V64L173 63V66H174ZM179 65H180V64H179ZM179 65H176V66H179ZM198 65H199V64H198ZM198 65H197V66H198ZM206 65H208V64H206ZM216 65H217V64H216ZM236 65H237V64H236ZM260 65H259V66H260ZM263 65H264V64H263ZM263 65H262L261 67H263ZM18 66H19V65H18ZM24 66H26V65H24ZM50 66H51V65H50ZM79 66L82 67L80 70H79V68H80ZM83 66H84V67H83ZM129 66H130V68H129ZM144 66H145V67H144ZM163 66H165V65H163ZM173 66H171V68H172ZM200 66H201V64H200ZM204 66H205V65H204ZM220 66H221V65H220ZM220 66H219V67H220ZM238 66H239V65H238ZM252 66H250V67H252ZM29 67H30V66H29ZM36 67H37V66H36ZM58 67H57V68H58ZM70 67H71V66H69L68 68H70ZM95 67H94V68H95ZM114 67H116V66H114ZM120 67H121V65H120ZM136 67H137V68H136ZM187 67H188V66H187ZM187 67H186V68H187ZM219 67H218V68H219ZM224 67H225V66H224ZM241 67H242V66H241ZM245 67H246V65H245ZM247 67H248V66H247ZM250 67H249V68H250ZM254 67H255V66H254ZM256 67H258V66H256ZM60 68H59V69H60ZM73 68H74V67H73ZM76 68H75V70H76ZM117 68H118V66H117ZM117 68H115V69H117ZM124 68H125V69H124ZM138 68H139V69H138ZM151 68H152V67H151ZM160 68H161V67H160ZM171 68H170L169 72H170L171 70H176L178 67H175V66L173 67V68H176V69H171ZM195 68H197V67H195ZM233 68H234V67H233ZM12 69H14V68H12ZM22 69H23V71H24V68H22V67H21V69H19V70H22ZM28 69H29V68H28ZM28 69H27V72H28L29 70H31V69H29V70H28ZM35 69H36V68H35ZM53 69L55 70V68H53ZM66 69H67V68H66ZM115 69H114V70H115ZM120 69H121V68H120ZM134 69H135V70H134ZM143 69H144L146 72H145ZM154 69H155V68H154ZM164 69H166V70H164V71H167L169 68L167 69V65H166V67H165ZM178 69H179V68H178ZM178 69H177V70H178ZM226 69H227V68H226ZM231 69H232V68H231ZM247 69H248V68H247ZM4 70H5V69H4ZM25 70H26V68H25ZM85 70H86V69H85ZM111 70H112V67L110 68V71H111ZM139 70H140V71L143 70V73L140 72ZM180 70H181V69H180ZM183 70H184V69H183ZM195 70H196V69H195ZM212 70H213V69H212ZM223 70H224V69H223ZM223 70H222V71H223ZM249 70H250V69H249ZM255 70H256V68H255ZM257 70H262V69H257ZM8 71H9V70H8ZM31 71H32L31 74L33 73V75H34V72H33V71H35V70H31ZM68 71H70V70H68ZM110 71H109V72H110ZM126 71H123V72L127 73ZM135 71H137V72H135ZM250 71H251V70H250ZM250 71H249V73H250ZM55 72H56V71H55ZM66 72H67V70H66ZM70 72H71V71H70ZM72 72H73V71H72ZM76 72H77V71H76ZM80 72H79V73H80ZM111 72H112V71H111ZM147 72H148V74H147ZM150 72H151V71H150ZM227 72H228V70H227ZM232 72H233V71H232ZM232 72H231V73H232ZM79 73H78V74H79ZM82 73H84V72H82ZM112 73H114V72H112ZM115 73H116V71H115ZM134 73H136V74H134ZM137 73H138V74H137ZM166 73H168V72H166ZM170 73H172V72H170ZM219 73H220V72H219ZM223 73H224V72H223ZM229 73H230V71H229ZM246 73H247V72H246ZM255 73H256V72H255ZM6 74H7V73H6ZM20 74H21V73H20ZM59 74H61V73H59ZM69 74H70V73H69ZM108 74H109V73H108ZM123 74H124V73H123ZM152 74H153V73H152ZM196 74H197V73H196ZM220 74L222 75V73H220ZM233 74H234V73H233ZM49 75H50V74H49ZM92 75H93V74H92ZM106 75H107V74H106ZM141 75L139 76L140 81H141V78H142ZM149 75H151V74H149ZM165 75H168V74H165ZM171 75H173V73H172ZM221 75H220V78L224 76V75H223V76H221ZM244 75H245V74H244ZM27 76H29V75H27ZM50 76L52 77L53 75H50ZM121 76H122V75H121ZM126 76H127V75H126ZM152 76H153V75H152ZM152 76H150L151 80H152ZM198 76H199V74H198ZM231 76H232V75H231ZM231 76H229V77H231ZM241 76H242V74H241ZM254 76H255V75H254ZM48 77H49V76H48ZM51 77H50V78H51ZM76 77H77V76H76ZM130 77H131V76H130ZM148 77H149V76H148ZM148 77H146V78L148 79ZM153 77H154V76H153ZM175 77H176V76H175ZM229 77H227V78L229 79ZM233 77H234V76H233ZM256 77H257V76H256ZM53 78H55V75H54ZM137 78H138V77H137ZM165 78H168V77L166 76ZM181 78H182V77H181ZM198 78H200V77H198ZM202 78H203V81H204V77H203V76H202ZM202 78H200L201 81H202ZM239 78H240V77H239ZM246 78H247V77H246ZM24 79H25V78H24ZM87 79H88V78H87ZM95 79H96V78H95ZM105 79H106V78H105ZM105 79H104V80H105ZM134 79H136V77H135ZM134 79H133V80H134ZM224 79H226V76L223 78V81H224ZM228 79H227V80H228ZM232 79H233V78L231 77L229 80L232 81ZM237 79H238V78H237ZM241 79H242V78H241ZM251 79H252V80H251V89H252V90L255 89V91H257V90H258L257 88H259V89L261 88V92L258 90V94L261 93V95H259L260 97L262 96V94H263V96H264V93H262V92H264V91H262V89H264V88H263V84L260 85L262 81L259 82L260 84L257 83V84H258V85H257V84H256L257 81L254 82V80H255L254 77L251 78ZM259 79H260V78H259ZM25 80H26V79H25ZM31 80H32V79H31ZM50 80H51V79H50ZM52 80H53V79H52ZM57 80H58V78H57ZM93 80H94V79H93ZM111 80H112V79H111ZM137 80H138V79H137ZM174 80H175V78H174ZM174 80H173V81H174ZM176 80H177V79H176ZM242 80H244V79H242ZM245 80H247V79H245ZM248 80H250V79L248 78ZM9 81H10V80H9ZM21 81H22V80H21ZM21 81H20V82H21ZM27 81H28V80H27ZM54 81H56V80H54ZM54 81H53V83H54ZM60 81H61V80H60ZM80 81H81V80H79V82H80ZM82 81H83V80H82ZM96 81H97V80H96ZM117 81H118V80H117ZM129 81H130V80H129ZM138 81H139V80H138ZM140 81H139V82H140ZM164 81H166V80H164ZM167 81H168V80H167ZM173 81H172V82H173ZM177 81H178V80H177ZM252 81H253V82H252ZM33 82H34V81L32 80V83H33ZM47 82H48V81H47ZM105 82H106V80H105ZM133 82H134V81H133ZM157 82H158V81H157ZM169 82H170V81H168V85H169V86H170V85L172 86L173 84L176 83V81H175V83H173V84H172V82H170V83H169ZM225 82L228 83L229 81H225ZM245 82H248V83H249V81H245ZM22 83H24V82H22ZM27 83H29V81H28ZM58 83H59V82H58ZM82 83H83V82H82ZM91 83H92V82H91ZM128 83H129V82H128ZM134 83H135V82H134ZM142 83H143V82H142ZM142 83H141V84H142ZM144 83H145V82H144ZM203 83H204V82H203ZM229 83H230V82H229ZM234 83H235V82H234ZM236 83H237L236 86H238L239 83H238V82H236ZM253 83H255V85H254ZM25 84H26V83H25ZM29 84H30V83H29ZM34 84H36V83H34ZM38 84H39V82H38ZM43 84H44V83H43ZM49 84H50V83H49ZM69 84H70V83H69ZM111 84H112V83H111ZM117 84H118V83H117ZM145 84H146V83H145ZM230 84H231V83H230ZM232 84H233V83H232ZM242 84H243V83H242ZM54 85H55V84H54ZM54 85H52V86H54ZM71 85H72V84H71ZM109 85H110V84H109ZM142 85H143V84H142ZM176 85H177V84H176ZM218 85H220V84H218ZM228 85H229V84H228ZM240 85H241V83H240ZM240 85H239V87H240ZM249 85H250V84H249ZM253 85H254L255 87H254ZM256 85H257V86H256ZM259 85H260V86H259ZM26 86H28V85H26ZM61 86H62V85H61ZM169 86H168V87H169ZM171 86H170V87H171ZM216 86H217V85H216ZM226 86H227V85H226ZM230 86H231V85H230ZM232 86H233V88H232V89L230 88L231 91H230V90H228V91H230L231 94L233 93V96H236L235 93H239L241 90H243V89H241V88H240L241 90L238 88V90H240V91H238V90H236L237 87L235 88V85H234V84H233ZM241 86H242V85H241ZM21 87H22V86H21ZM143 87H144V86H143ZM146 87H147V86H146ZM149 87H150V86H149ZM163 87H164V86H163ZM173 87H174V85H173ZM222 87H223V86H222ZM224 87H225V86H224ZM227 87H228L227 89H229V86H227ZM243 87L246 88L247 86H246V87L243 86ZM51 88H52V87H51ZM63 88H64V87H63ZM67 88H69V87H67ZM90 88H91V87H90ZM147 88H148V87H147ZM171 88H172V87H171ZM175 88H176V87H175ZM175 88H174V89H175ZM186 88H187V87H186ZM189 88H190V87H189ZM18 89H19V88H18ZM20 89H21V88H20ZM37 89H40V88H37ZM41 89H42V88H41ZM53 89H55V88H53ZM92 89H93V88H92ZM182 89H183V88H182ZM182 89H181V90H182ZM222 89H223V88H222ZM249 89H250V87H249ZM28 90H29V88H28ZM30 90H31V89H30ZM32 90H33V89H32ZM44 90H46V88H44L42 91H44ZM55 90H56V89H55ZM60 90H61V89H60ZM62 90H63V89H62ZM62 90H61V91H62ZM64 90H66V89H64ZM69 90H70V89H69ZM89 90H90V89H89ZM177 90H179V89H177ZM232 90H233V91H232ZM235 90H236V91H235ZM3 91H4V90H2L1 87H0V94H2ZM5 91H6V90H5ZM7 91H8V90H7ZM23 91H24V90H23ZM52 91H54V90H52ZM52 91H50V90L48 91V90H47V92H49V93L51 92V94H52ZM56 91H57V90H56ZM118 91H119V90H118ZM147 91H148V90H147ZM151 91H152V90H151ZM155 91H156V90H155ZM212 91H213L214 94H216V93L219 94V93H220V92H219V91H220L219 88H218V91H217V90L214 91L213 89H212ZM223 91H224V90H222V92H223ZM237 91H238V92H237ZM246 91H248V87L246 88ZM246 91H245V92H246ZM249 91H250V90H249ZM32 92H34V91H32ZM45 92H46V91H45ZM54 92H55V91H54ZM58 92L60 93L59 89H58V91H57L55 94H57ZM122 92H123V91H122ZM145 92H146V91H145ZM148 92H150V91H148ZM161 92H162V91H161ZM172 92H173V91H172ZM241 92H242V91H241ZM252 92H254V91H252ZM22 93H23V92H22ZM40 93H41V92H40ZM40 93H38V94H40ZM49 93H48V94H49ZM124 93H125V92H124ZM154 93H155V92H154ZM175 93H176V92H175ZM227 93H228V92H227ZM243 93H244V92H243ZM256 93H257V92H256ZM53 94H54V93H53ZM74 94H75V93H74ZM135 94H136V93H135ZM143 94H145V93H143ZM187 94H188V92H187ZM220 94H223V93H220ZM241 94H242V93H241ZM249 94H250V93H249ZM249 94H248V95H249ZM258 94H256V96H257V97H255L256 99L259 98V97H258ZM45 95H46V94H45ZM59 95H60V94H59ZM92 95H93V94H92ZM119 95H120V94H119ZM132 95L134 96V94H132ZM139 95H141V94H139ZM151 95H152V94H151ZM168 95H169V94H168ZM229 95H230V94H229ZM245 95H246V93H245ZM252 95H253V94H252ZM254 95H255V93H254ZM254 95L251 96V97H254ZM51 96H52V95H51ZM55 96L57 97V95H55ZM121 96H122V95H121ZM127 96H128V95H127ZM156 96H157V95H156ZM158 96H160V95H158ZM219 96H221V95H219ZM224 96H225V95H224ZM224 96H223V97H224ZM231 96H232V95H231ZM239 96H241V95H239ZM53 97H54V95H53ZM56 97H55V98H56ZM60 97H61V96H60ZM62 97H63V96H62ZM129 97H130V95H129ZM204 97H205V96H204ZM215 97H216V96H215ZM226 97H227V94H226ZM57 98H58V97H57ZM135 98H136V97H135ZM158 98H159V97H158ZM168 98H169V97H168ZM171 98H172V97H171ZM171 98H170V99H171ZM207 98H208V97H207ZM229 98H230V97H229ZM229 98L227 97V100H228ZM234 98H235V97H234ZM238 98H239V97H238ZM21 99H22V98H21ZM63 99H64V97H63ZM66 99H67V97H66ZM77 99H78V98H77ZM77 99H76V100H77ZM85 99H86V98H85ZM90 99H91V98H90ZM128 99H129V98H128ZM230 99L232 100L233 98H230ZM256 99H255V100H256ZM261 99H263L262 101H264V98H263V97H261ZM261 99H258V100L261 101ZM49 100H50V99H49ZM76 100H74V101H76ZM139 100H140V99H139ZM164 100H165V99H164ZM238 100H239V99H238ZM238 100H237V101H238ZM240 100H241V99H240ZM240 100H239V101H240ZM248 100H249V99H248ZM81 101H82V100H81ZM85 101H87V100H85ZM172 101H173V100H172ZM235 101H236V100H235ZM235 101H234V102H235ZM259 101H257V102H259ZM262 101H261V103L259 102L261 106H262V103H263ZM60 102H61V101H60ZM67 102H68V101H67ZM69 102H70V101H69ZM76 102H77V101H76ZM93 102H94V101H93ZM137 102H138V101H137ZM144 102H145V101H144ZM185 102H186V101H185ZM231 102H232V101H231ZM240 102H241V101H240ZM244 102H245V101H244ZM61 103H62V102H61ZM227 103H228V101H227ZM254 103H255V102H254ZM259 103H256V104L259 105ZM53 104H54V103H53ZM65 104H66V103H65ZM65 104H64V105H65ZM68 104H69V103H68ZM89 104L93 107V104L89 103V100H88V105H87V102H86L85 105H86L88 108H90V107H89ZM137 104H138V103H137ZM168 104H169V102H168ZM177 104H178V103H177ZM72 105H73V104H72ZM77 105H78V104H77ZM85 105L83 104V106H84V107H83L82 104H81V106L83 107V109L86 107ZM110 105H112V104H110ZM165 105H166V104H165ZM229 105H231V104H229ZM233 105H234V104H233ZM242 105H243V104H242ZM74 106H75V105H74ZM113 106H114V105H113ZM157 106H158V105H157ZM160 106H161V105H160ZM183 106H184V105H183ZM193 106H194V105H193ZM263 106H264V105H263ZM59 107H60V106H59ZM75 107L77 108V106H75ZM101 107H102V106H101ZM72 108H73V106H72ZM72 108H67V109H72ZM259 108H260V106H259ZM45 109H47V108H45ZM81 109H82V108H81ZM83 109H82V110H83ZM85 109H86V108H85ZM90 109H91V108H90ZM111 109H112V108H111ZM134 109H135V108H134ZM173 109H174V108H173ZM178 109H179V108H178ZM228 109H230V108H228ZM37 110H38V109H37ZM73 110H74V108H73ZM75 110H76V109H75ZM87 110H88V109H87ZM108 110H109V109H108ZM108 110H106V107H105V110H104V109H103V110H100L101 113L98 112V113L100 114V115L97 114L99 117H98V116H97V117L94 116V118H95V119L97 118V120H96V121H95V119L92 120L94 124H93V123H91V124H92V125H95V126H94L95 128H92V125H91L90 123H88L89 121H87V124H88L89 126H88L87 124H85V122H86V118H85L84 116H86V115H84V116L82 115V116H83L82 119H83V118H85V119H84L82 122H81V118H80V120H78V122L82 123L81 126H79V127L77 126L78 128H77V127H76V128L73 127L74 129H72V128H71V129H66L67 131H64V130H63V131H61V132L67 134L68 136L70 135V136L73 137V138H76V139L78 138V139H80L81 136H83V135L86 136L84 133H86L87 131L90 132L91 129H92V130H93V129H94V130H95V129H96V130H98V129H99V130H100V129H103V127H105V124H106V122H107L108 120L110 121V120L113 119L115 122L118 123L119 121H122V120H123V121H124V120H129V119L132 120L130 116H131V115L134 116V115H133V112L131 113V115H129V112H128L127 114H128L129 116L126 115V116L124 117V116L121 115V116H122V117H121V116L118 115V116L120 117V118H118V116L116 115L117 113H116L115 111H113L114 114H112L113 112H109ZM112 110H113V109H112ZM116 110L119 111L120 109L118 108V109H116ZM136 110H137V109H136ZM194 110H195V109H194ZM196 110H197V109H196ZM234 110H236V109H234ZM237 110H238V109H237ZM237 110H236V112H237ZM245 110H247V109H245ZM49 111H50V109H49ZM78 111H80V110H78ZM78 111H77V112H78ZM122 111H123V110H122ZM127 111H128V110H127ZM202 111H203V110H202ZM227 111H228V110H227ZM262 111H263V110H262ZM50 112H51V111H50ZM68 112H69V111H68ZM70 112H71V110H70ZM70 112H69L67 115H69ZM74 112H75V111H74ZM80 112H81V111H80ZM86 112H87V111H86ZM124 112H126V111H124ZM124 112H122V113H124ZM232 112H233V111H232ZM240 112H241V111H240ZM5 113H6V112H5ZM12 113H14V112H12ZM18 113H19V111H18ZM47 113H48V112L46 111L44 115L46 116ZM57 113H58V112H57ZM72 113H73V112H72ZM75 113H76V112H75ZM115 113H116V114H115ZM191 113H192V112H191ZM193 113H194V111H193ZM230 113H231V112H230ZM230 113H229V114H230ZM238 113H239V112H238ZM59 114H60V113H59ZM118 114H119V113H118ZM134 114H136V113H134ZM235 114H236V113H235ZM257 114H258V113H257ZM260 114L262 115L263 113L260 112ZM9 115H10V114H9ZM9 115H8V118H10ZM13 115H15V114H13ZM13 115H12V116H13ZM24 115H25V114H24ZM44 115H43V116H44ZM52 115H54V114H52ZM56 115H57V114H56ZM60 115H61V114H60ZM78 115H79V114H78ZM187 115H188V114H187ZM211 115H212V114H211ZM226 115L228 116V114H226ZM12 116H11V118H12ZM19 116H20V117H19ZM21 116H22V115L18 114V117H19V118H18V117H17L18 119L13 118V120L15 121V120H19V119H20V122H22V121H21V120H22V119H21V118H22ZM70 116H72V115H70ZM80 116H81V114H80ZM115 116H117V118H115ZM136 116H139V117H141V118H142V117H143V118H151L152 115H151L150 113H144V112H140V113H139V112H138V114H137ZM172 116H180V115H172ZM237 116H239V115H237ZM255 116H256V114H255ZM259 116H260V115H259ZM262 116H264V114H263ZM25 117H26V116H25ZM156 117H157V116H156ZM187 117H188V116H187ZM192 117H194V116H192ZM195 117H196V116H195ZM209 117H210V116H209ZM224 117H225V116H224ZM228 117H229V116H228ZM241 117H243V115H242ZM257 117H258V116H257ZM8 118H7L6 114H3V112L0 113V122H2V125H3L4 123L9 122V120H10V121L12 120V119H8ZM39 118H40V117H39ZM41 118H42V117H41ZM54 118H55V117H54ZM61 118H62V117H61ZM132 118L134 119L135 117H132ZM152 118H153V117H152ZM162 118H163V117H162ZM174 118H176V117H174ZM188 118H189V117H188ZM230 118H231V117H230ZM26 119H27V118H26ZM62 119L64 120V118H62ZM69 119L71 120V118H69ZM69 119H68V122H69ZM87 119H88V118H87ZM91 119H92V118H91ZM153 119H155V118H153ZM160 119H161V118H160ZM164 119H165V118H164ZM190 119H191V117H190ZM193 119H194V118H193ZM209 119H210V118H209ZM233 119H234V118H233ZM235 119H236V118H235ZM238 119H239V118H238ZM241 119H242V118H241ZM253 119H255V117H254ZM258 119H259V117H258ZM260 119H262V118H260ZM260 119H259V120H260ZM263 119H264V117H263ZM13 120L11 121L12 123H13ZM63 120H62V121H63ZM66 120H67V119H66ZM143 120H144V119H143ZM177 120H178V119H177ZM184 120H185V119H184ZM187 120H188V119H187ZM187 120H186V121H187ZM201 120H202V119H201ZM201 120H199V121H201ZM227 120H228V119H227ZM246 120H247V119H246ZM250 120H251V119H250ZM23 121H25V120H23ZM29 121H30V122H29ZM71 121H72V120H71ZM76 121H77V120H76ZM76 121H75V122H76ZM92 121H90V122H92ZM94 121H95V122H94ZM181 121H182V120H181ZM190 121H193V120L191 119ZM243 121L245 122V118H244V117H243ZM261 121H262V120H261ZM25 122H26V121H25ZM25 122H24V123H25ZM28 122L31 124V123L34 122V121H33V120H28ZM63 122H64V121H63ZM128 122H129V121H128ZM139 122H140V121H139ZM179 122H180V121H179ZM188 122H189V121H187L186 124H188ZM231 122H232V121H231ZM239 122H241V121H239ZM257 122H258V121H257ZM263 122H264V121H263ZM16 123H17V121H16ZM80 123H79V124H80ZM166 123H168V122H166ZM172 123H173V122H172ZM190 123H193V124H194L195 121H193V122H189V124H190ZM7 124H9V123H7ZM19 124H22V123H19ZM32 124H33V123H32ZM34 124H36V123H34ZM45 124H46V123H45ZM118 124H119V123H118ZM175 124H176V123H175ZM179 124H180V123H179ZM216 124H217V126H218V123H216ZM216 124H215V125H216ZM231 124H232V123H231ZM239 124H241V123H239ZM243 124H244V125H243ZM243 124H241L242 127H241V126H236L235 124H234V126H236L237 131L241 130V133H242V131H244V132L246 133V136H247V137H245V138L248 139V141H249L251 144H256V143H259V142H263L264 136H261V135H257V134L252 133L251 131H249V130H250L249 127L247 128V126H249V124L246 125V126H245V123H243ZM38 125H39V124H38ZM68 125H69V124H68ZM68 125H67V126H68ZM71 125H72V123H71ZM90 125H91V127H90ZM155 125H156V124H155ZM184 125H185V124H184ZM221 125H222V124H221ZM226 125H227V123H226ZM3 126H4V125H3ZM13 126H14V125H13ZM87 126H88V128H90V129H87ZM141 126H142V125H141ZM163 126H164V125H163ZM171 126H173V125H171ZM189 126H190V125H189ZM191 126H192V125H191ZM217 126H216V127H217ZM227 126H228V125H227ZM227 126H226V127H227ZM231 126H232V125H231ZM34 127H35V126H34ZM43 127H44V126H43ZM106 127H107V126H106ZM112 127H113V126H112ZM166 127H167V125H166ZM192 127L194 128V129H192V130H190V129H191L190 127H189V130H187L188 128H187V129H185V128H184V129H181V128H182V125H181L180 131H179V129L176 127L178 130L175 131V135H176V134L178 135L180 132L182 133L180 136L178 135L179 137L176 135V136L178 137L177 139L181 140V142L184 141V142H183L184 145H185V141H187V144H189V143H188V140H189V142L192 141V143H193V142H195V143H196V142H202V140H204V142H205V140L207 139V138L205 137V133L203 134V131H200V129H199L198 127H194V126H192ZM219 127H220V126H219ZM229 127H230V126H229ZM237 127H240V129L237 128ZM263 127H264V126H262V128H263ZM45 128H46V127H45ZM68 128H69V127H68ZM159 128H160V127H159ZM171 128H172V127H171ZM171 128H170V129H171ZM174 128H175V127H174ZM174 128H173V129H174ZM197 128H198V129H197ZM233 128H235V127H233ZM262 128H261V129H262ZM40 129H41V127L39 128V126H37V130H40ZM60 129H61V127H60ZM60 129H57V130H58V133H61V132H59ZM86 129H87V130H86ZM136 129H137V128H136ZM163 129H164V128H163ZM230 129H231V127H230ZM247 129H249L248 132L246 131ZM252 129H253V128H252ZM7 130H8V129H7ZM37 130H36V131H37ZM96 130H95V131H96ZM166 130H167V129H166ZM181 130H186V131H183V132H182ZM208 130H209V129H208ZM226 130H227V129H226ZM41 131H42V129H41ZM102 131H103V130H102ZM142 131H143V130H142ZM231 131H233V130H231ZM14 132H15V131H14ZM53 132H54V131H53ZM89 132H87L86 134H88ZM115 132H116V131H115ZM120 132H121V131H120ZM178 132H179V133H178ZM235 132H236V131H235ZM249 132H250V133H249ZM15 133H16V132H15ZM43 133H44V132H43ZM55 133H56V132H54V133H52V134H55ZM91 133H92V132H91ZM105 133H106V131H105ZM109 133H110V132H109ZM118 133H119V132H118ZM137 133H140V132H137ZM143 133H145V132H143ZM143 133H142V134H143ZM226 133H227V132H226ZM238 133H239V132H238ZM245 133H244V134H245ZM103 134H104V133H103ZM116 134H117V133H116ZM232 134H233V133H232ZM236 134H237V133H236ZM236 134H235V136H236ZM247 134H248V135H247ZM263 134H264V132H263ZM90 135H91V134H90ZM105 135H106V134H105ZM208 135H209V134H208ZM228 135H230V134H228ZM239 135H240V134H239ZM13 136H14V135H13ZM48 136H49V135H48ZM65 136H66V135H65ZM68 136H66V137H68ZM101 136H102V134H101L99 137H101ZM103 136H104V135H103ZM132 136H133V135H132ZM136 136H138V134H136ZM139 136H140V135H139ZM141 136H142V135H141ZM244 136H245V135H244ZM59 137H60V136H59ZM79 137H80V138H79ZM96 137H97V136H96ZM107 137H108V136H107ZM109 137H111V136H109ZM229 137H230V136H229ZM237 137H238V136H237ZM101 138H102V137H101ZM104 138H105V137H104ZM135 138H136V137H135ZM224 138H225V137H224ZM21 139H22V138H21ZM127 139H128V138H127ZM172 139H174V137H173ZM18 140H19V139H18ZM68 140H69V139H68ZM170 140H171V139H170ZM208 140H209V139H208ZM226 140H227V139H226ZM13 141H14V140H13ZM21 141H22V140H21ZM106 141H107V140H106ZM109 141H110V140H109ZM111 141H112V140H111ZM165 141H166V140H165ZM172 141H173V140H172ZM176 141H177V140H176ZM227 141H228V140H227ZM68 142H69V141H68ZM168 142H169V141H168ZM174 142H175V141H174ZM181 142H180V144H181ZM244 142H245V141H244ZM1 143H2V142H1ZM6 143H7V142H6ZM35 143H36V142H35ZM86 143H87V142H86ZM169 143H170V142H169ZM176 143H177V142H176ZM208 143H209V142H208ZM208 143H207V144H208ZM64 144H65V143H64ZM69 144H70V143H69ZM80 144H81V143H80ZM88 144H89V143H88ZM174 144H175V143H174ZM174 144H173L172 146H174ZM187 144H186V145H187ZM193 144H194V143H193ZM229 144H231V143H229ZM243 144H245V143H243ZM246 144H247V143H246ZM262 144H263V143H262ZM111 145H112V144H111ZM196 145H199V146H200V144H198V143H197ZM249 145H250V144H249ZM249 145H248V146H249ZM178 146H179V144L177 143V147H178ZM199 146H198V147H199ZM204 146H205V145H204ZM232 146H234V145H231V147H232ZM236 146H237V145H236ZM242 146H243V145H242ZM261 146H263V145H261ZM6 147H7V146H6ZM98 147H100V145H98ZM98 147H97V148H98ZM159 147H160V146H159ZM167 147H168V146H167ZM169 147H171V144L169 145ZM175 147H176V145H175ZM180 147H181V145H180L178 148H180ZM198 147H197V148H198ZM239 147H240V145H239ZM1 148H2V147H1ZM97 148H96V150H97ZM102 148L104 149L103 151H105V150L107 151V150H108V149H105L106 147H102V146H101L98 150H100V149H102ZM178 148H176V149L178 150ZM240 148H241V147H240ZM250 148H252L251 145H250ZM23 149H24V148H23ZM87 149H88V148H87ZM94 149H95V148H94ZM235 149H236V148H235ZM254 149H255V148H254ZM7 150H8V149H7ZM67 150H69V149H67ZM81 150H82V149H81ZM96 150H94L95 153H96ZM98 150H97V151H98ZM184 150H185V149H184ZM195 150H196V149H195ZM251 150H252V149H250V151H251ZM261 150H262V149H261ZM261 150H260V151H261ZM16 151H17V150H16ZM20 151H21V150H20ZM100 151H102V150H100ZM103 151H102V152H97V153H98V154L100 153V156H101L102 153H103L102 155H104V154L106 155V153H104ZM110 151H112V150H109V152H110ZM187 151H189V150H187ZM193 151H194V150H193ZM242 151H243V150H242ZM248 151H249V149H248ZM250 151H249V152H250ZM257 151H259V149H257ZM260 151H259V152H260ZM17 152H18V151H17ZM65 152H66V151H65ZM87 152H88V151H87ZM89 152H91V151H89ZM92 152H93V151H92ZM92 152H91V153H92ZM115 152H116V151H115ZM190 152H191V151H190ZM196 152H197V151H196ZM261 152H262V151H261ZM261 152H260V154H261ZM93 153H94V152H93ZM117 153H118V152H117ZM173 153H174V152H173ZM173 153H172V154H173ZM246 153H247V152H246ZM252 153H253V152H252ZM69 154H71V156H72L74 159H77L78 157L80 158V157H82L81 155H84V157H85V156L87 157L86 159L97 160V161H99L98 158H97V157H99L98 155L96 156V155H93V154H90V153H88V154H87V153H82V152H80V150H76V149L71 150V151L69 152ZM69 154H68V155H69ZM107 154H108V153H107ZM111 154H112V153H111ZM162 154H163V153H162ZM180 154H181V151H180ZM229 154H230V153H229ZM232 154H233V153H232ZM234 154H235V153H234ZM254 154H256V153H254ZM262 154L264 155V153H262ZM4 155H6V154H4ZM22 155H23V154H22ZM114 155H115V154H114ZM160 155H161V154H160ZM174 155H175V153H174ZM174 155H172V156H174ZM236 155H239V154L236 153L235 156H236ZM53 156H54V155H53ZM57 156H58V155H57ZM183 156H184V155H183ZM211 156H212V155H211ZM233 156H234V155H233ZM5 157H6V156H5ZM18 157H19V156H18ZM60 157H61V156H60ZM105 157H106V156H105ZM107 157H108V156H107ZM110 157H112V156H110ZM180 157H181V156H180ZM180 157H174V159H175V158H177V159H176V160H173V161L176 162L177 160H179L178 158H180ZM47 158H48V157H47ZM181 158H182V159H180V160H183V159H184L183 157H181ZM224 158H225V157H224ZM228 158H230V157H228ZM238 158H240V156H239ZM241 158H242V157H241ZM32 159H33V158H32ZM48 159H49V158H48ZM60 159H61V158H60ZM84 159H85V158H84ZM99 159L101 160V158H99ZM102 159H103V158H102ZM163 159H164V158H163ZM167 159H168V158H167ZM172 159H173V157H172ZM225 159H226V158H225ZM231 159L233 160V158H231ZM234 159L236 160L237 158H234ZM34 160H35V159H34ZM63 160H64V159H63ZM145 160H146V159H145ZM235 160L232 161V162H235ZM238 160L240 161V159H238ZM253 160H254V159H253ZM45 161H46V160H45ZM50 161H51V160H50ZM77 161H78V160H77ZM88 161H89V160H88ZM102 161H104V160H102ZM143 161H144V160H143ZM167 161H171V160L168 159ZM167 161H166V162H167ZM216 161H219V160H216ZM220 161H221V160H220ZM223 161H224V164L227 163L226 160H223ZM228 161H229V159H228ZM230 161H231V160H230ZM30 162H31V161H30ZM85 162H86V161H85ZM90 162H93V161H90ZM100 162H101V161H100ZM158 162H160V161H158ZM163 162H164V161H163ZM175 162H174V164H175ZM181 162H182V161H181ZM40 163H41V162H39V164H40ZM75 163H76V162H75ZM93 163H94V162H93ZM95 163H96V162H95ZM97 163H98V162H97ZM97 163H96V164H97ZM103 163H104V162H103ZM142 163H143V162H142ZM146 163H147V162H146ZM146 163H145V164H146ZM179 163H180V161H179ZM212 163H213V162H212ZM217 163H218V162H217ZM219 163H222V161L219 162ZM228 163H229V162H228ZM228 163H227V164H228ZM239 163H240V162H239ZM254 163H255V162H254ZM33 164H35V163H33ZM89 164H90V163H89ZM160 164H162V163H160ZM167 164H168V162H167ZM170 164H171V163H169V165H170ZM214 164H215V162H214ZM233 164H234V166H231V168L233 167L232 169L236 168V165H237L236 163H233ZM242 164H244V163H242ZM251 164H253V163H251ZM18 165H19V164H18ZM83 165H84V164H83ZM85 165H86V164H85ZM99 165H100V164H99ZM175 165H178V166H179V164H177V163H176ZM175 165L172 166V168H174ZM206 165H207V164H206ZM229 165H230V164H229ZM231 165H232V164H231ZM0 166H1V165H0ZM13 166H14V165H13ZM71 166H72V165H71ZM76 166H77V164H76ZM86 166H87V165H86ZM90 166H94V165H93V164H92V165L90 164ZM90 166H89V167H90ZM95 166H96V165H95ZM141 166H142V165H141ZM163 166H164V164H163ZM207 166H208V165H207ZM212 166H213V165H212ZM216 166H217V165H216ZM244 166H245V165H244ZM259 166H260V165H259ZM261 166H262V165H261ZM3 167H4V166H3ZM29 167H30V166H29ZM38 167H39V166H38ZM42 167H43V166H42ZM73 167H74V166H72L71 168L69 167L70 170L67 169V170L69 171V177L72 176L71 174L76 170V167H75V169H74ZM78 167H79V166H78ZM81 167H82V166H81ZM142 167H143V166H142ZM170 167H171V166H170ZM239 167H240V166H239ZM242 167H243V166H242ZM256 167H258V166L256 165ZM5 168H6V167H5ZM11 168H12V167H11ZM17 168H18V167H17ZM40 168H41V167H40ZM84 168H85V166L83 167V169H84ZM90 168H91V167H90ZM97 168H98V167H97ZM105 168H106V167H105ZM105 168H104V170H105ZM144 168H145V165H144ZM172 168H171V169H172ZM211 168H212V167H211ZM217 168H218V166H217ZM237 168H238V167H237ZM254 168H255V167H254ZM260 168H261V167H260ZM26 169H28V168H26ZM31 169H32V168H31ZM38 169H39V168H38ZM65 169H66V168H65ZM77 169H79V168H77ZM157 169H159V164H158V165L152 164V167H150V170H151V171H155V170H157ZM212 169H213V168H212ZM28 170H29V169H28ZM40 170H41V169H40ZM79 170H80V169H79ZM87 170H89V168H88ZM108 170H111V169H108ZM126 170H127V169H126ZM126 170H125V171H126ZM129 170H130V169H129ZM135 170H136V169H135ZM161 170H162V169H161ZM215 170H216V169H215ZM227 170H228L227 167L220 166V167L217 169V172L219 173V175H220V177H221V176H225V175L227 174V173H226ZM238 170H239V169H238ZM251 170H252V169H251ZM44 171H45V170H44ZM62 171H63V170H62ZM82 171H83V170H82ZM99 171H100V170H99ZM101 171H103V170H101ZM111 171L113 172V170H111ZM118 171H119V170H118ZM211 171H212V170H211ZM213 171H214V170H213ZM213 171H212V172H213ZM231 171H232V170H231ZM254 171H256V170H254ZM77 172H78V171H77ZM112 172L108 171V173H112ZM123 172H124V171H123ZM133 172H134V173L129 172L130 175H129V174H126L125 178L127 177V181H128V178H129L128 176H131V175H134V176H135L136 171H133ZM140 172H142V171H140ZM212 172H211V174H212ZM235 172H236V171H235ZM252 172H253V171H252ZM260 172H261V171H260ZM23 173H24V172H23ZM33 173H34V171H33ZM42 173H43V172H42ZM82 173H84V172H82ZM88 173H89V172H88ZM100 173H101L102 175H105V174H103L102 172H100ZM105 173H106V172H105ZM113 173H114V172H113ZM119 173H121V172H119ZM126 173H127V172H126ZM194 173H195V172H194ZM207 173H208V172H207ZM207 173H206V174H207ZM213 173L216 174L215 172H213ZM228 173H229V172H228ZM240 173H241V172H240ZM25 174H26V173H25ZM66 174H67V173H66ZM66 174H65L64 176L67 177V179H68V176H66ZM101 174H100V175H101ZM106 174H107V173H106ZM114 174H115V173H114ZM116 174H117V173H116ZM122 174H123V173H122ZM243 174H244V173H243ZM256 174H257V173H256ZM256 174H253V175H254V178H253L252 180H250V178H249V180H250V181H249V180H247V179H248V176L245 177V178H243V175H242V177H241L242 180H241L240 177H237L236 174H235V176H236V177H235V176L233 175V173H232V175H230V176L227 175L228 177L226 178V179H227V182L230 183V184H228V183L226 182L225 177H221V178L224 179V181H221V178L219 177V178H220V180L218 181L219 184H220V181H221V182H223L224 185H225V183L228 184L229 187H228L227 185L223 187V184L221 183V185H219V187H218L220 191L217 190V191L213 192L212 189H213L214 187L210 186V189H209V190H211L212 193H211V192L209 193V191H208V194H207V195H208L209 198H210V197H213V193H214V196H215V195H216V196L218 195V197H219V198L221 199V201H222V200L224 199V197H222V196H226V194H227V193H228V192H229L234 186H235V187H238L239 182H240V184H244V182H245V185L247 184L250 188H251V187H254V186H257V185L259 184V180H258L256 177H259V176H258L259 174H257V175H256ZM15 175H16V174H15ZM17 175H18V174H17ZM17 175H16V178H17ZM20 175H22V174H20ZM20 175L18 176L19 178H20ZM34 175H35V174H34ZM39 175H40V174H39ZM45 175H46V174H45ZM47 175H48V172H47ZM47 175L45 176L47 179L45 178V180L43 181V182H44L43 184H47V187L49 188L48 185H49L50 180H51V182L53 183L54 179H53L52 177H50V178L47 177ZM111 175H112V174H111ZM219 175L217 174V176H219ZM248 175H249V174H248ZM253 175H252V176H253ZM255 175H256V176H255ZM4 176H5V175H4ZM23 176H24V175H23ZM91 176H92V175H91ZM91 176H90V177H91ZM122 176H123V175H122ZM122 176H119V178L122 177ZM139 176H140V175H139ZM207 176H208V175H207ZM238 176H239V175H238ZM252 176H251V177H252ZM261 176H262V175H261ZM9 177H10V176H9ZM26 177H27V174H26ZM35 177H37V178L40 177V178H41V176H38V175L35 176ZM43 177H44V176H43ZM43 177L41 178L42 180H43ZM56 177H57V176H56ZM62 177H63V176H62ZM92 177H93V176H92ZM92 177H91V179L93 180ZM97 177H98V176H97ZM107 177H109V176H107ZM123 177H124V176H123ZM249 177H250V176H249ZM5 178H6V177L3 178L4 180H1L2 178L0 179V184H1L2 182H3V184H6V182H7V185H8V186L5 185L6 187H5V189H4V188L2 187L3 184H1L0 187L2 188V190H6L5 192H7V191H9V184H10L11 181H10V179L8 178V176H7L6 179H5ZM19 178H18V179H19ZM21 178H22V176H21ZM37 178H34V180L37 179ZM125 178H123V182H124V183H125V181H126ZM192 178H193V177H192ZM208 178H209V177H208ZM228 178H229V179H228ZM239 178H240V179H239ZM27 179H28V178H27ZM49 179H50V180H49ZM60 179H62L61 176H60ZM67 179H64V177H63L62 180L66 181ZM94 179H95V178H94ZM98 179H99V178H98ZM98 179L96 178V180H98ZM101 179H102V178H101ZM103 179H104V176H103ZM111 179H112V178H111ZM129 179H130V178H129ZM205 179H206V178H205ZM223 179H222V180H223ZM12 180H14V179H12ZM29 180H31V178H30ZM34 180L32 179V181H34ZM39 180H40V179H39ZM39 180H37V182H38ZM46 180H48L47 183H45ZM52 180H53V181H52ZM115 180H116V179H115ZM121 180H122V179H121ZM124 180H125V181H124ZM130 180H131V179H130ZM207 180H208V179H207ZM217 180H218V179H217ZM243 180H245V181H243ZM260 180H262V179H260ZM8 181H10V182H8ZM26 181H28V180H26ZM26 181H25V182H26ZM69 181H70V180H69ZM127 181H126V182H127ZM133 181H134V180H133ZM185 181H186V179H185ZM191 181H192V180H191ZM191 181H190V182H191ZM208 181H209V180H208ZM247 181H248V182H247ZM263 181H264V180H263ZM20 182H21V181H20ZM92 182H94V181H92ZM120 182H121V181H120ZM131 182H132V181H131ZM171 182H172V181H171ZM173 182H174V181H173ZM193 182H194V181H193ZM205 182H206V181H205ZM210 182H211V180H210ZM13 183H14V182H13ZM35 183H36V182L34 181V182H33V185H34ZM38 183L40 184V183H42V182L40 181V182H38ZM52 183H51V184H52ZM81 183H82V182H81ZM95 183H96V181H95ZM98 183H99V182H98ZM98 183H97V184H98ZM103 183H104V182H103ZM112 183H113V182H112ZM127 183H128V182H127ZM155 183H156V182H155ZM194 183H195V182H194ZM16 184H17V183H16ZM19 184L21 185V183H19ZM56 184H57V183H56ZM69 184H70V183H69ZM86 184H87V183H86ZM89 184H90V182H89ZM116 184H117V183H116ZM119 184H120V183H119ZM121 184H122V183H121ZM168 184H169V183H168ZM178 184H179V183H178ZM217 184H218V183H217ZM240 184H239V185H240ZM14 185H15V184H14ZM17 185H18V184H17ZM92 185H94V184H92ZM95 185H96V184H95ZM122 185H123V184H122ZM122 185H121V188H122ZM125 185H126V183H125ZM125 185H124V186H125ZM129 185H130V183H129ZM204 185H205V184H204ZM210 185H211V184H210ZM230 185H231V186H230ZM236 185H237V186H236ZM259 185H260V184H259ZM22 186H24V184H23ZM31 186H32V184H31ZM35 186H36V188H38L37 186H39V185L36 183V185H34L33 187H35ZM87 186H89V185H86V186L84 185V187H83L82 189L85 190V189L87 188ZM167 186H168V185H167ZM184 186H185V185H184ZM232 186H233V187H232ZM248 186H247V187H248ZM24 187H25V186H24ZM26 187H28V185H27ZM57 187H58V186H57ZM90 187H91V186H90ZM90 187H89V189H86L87 191H86V190H85V191L87 192V195L89 194L88 191L90 192V195H88V196H93V194H91V193L94 192L93 190H92L93 192L91 191V189L93 188V186H92V188H90ZM111 187H113V186L111 185ZM160 187H161V186H160ZM169 187H170V186H169ZM222 187H223V188H222ZM227 187H228V189H226ZM230 187H231V189H229ZM1 188H0V189H1ZM16 188H17V187H16ZM51 188H52V187H51ZM58 188H59V187H58ZM71 188H72V187H71ZM80 188H81V187H80ZM170 188L174 189V186H171ZM170 188H169V189H170ZM220 188H221V189H220ZM28 189H29V188H28ZM52 189H53V188H52ZM55 189H56V188H55ZM65 189H66V188H65ZM109 189H110V188H109ZM135 189H136V188H135ZM176 189H177V188H176ZM176 189H175V190H176ZM2 190H0V195H1ZM66 190H67V189H66ZM83 190H82V191H83ZM95 190H96V189H95ZM111 190H112V189H111ZM111 190H110V191H111ZM129 190H130V189H129ZM165 190H166V189H165ZM192 190H193V189H192ZM10 191H11V190H10ZM13 191H14V190H13ZM18 191H19V190H18ZM27 191L29 192V190H27ZM33 191H35V189H34ZM50 191H52V190H50ZM55 191H57V190H55ZM78 191H81V189L78 190ZM140 191H141V190H140ZM143 191H145V190H143ZM143 191H142V192H143ZM162 191H163V190H162ZM167 191H168V190H167ZM224 191H225V193H224ZM258 191H259V189H258ZM3 192H4V191H3ZM30 192L32 193V191H30ZM38 192H39V191H38ZM57 192H58V191H57ZM57 192H56V193H57ZM59 192H60V190H59ZM69 192H70V191H69ZM69 192H66V193H69ZM95 192H96V191H95ZM97 192H98V191H97ZM123 192H124V191H123ZM126 192H127V191H126ZM126 192H124V193H126ZM131 192H132V191H131ZM134 192H135V191H134ZM151 192H152V191H151ZM170 192H171V191H170ZM198 192H199V191H198ZM218 192L221 193L222 196H221ZM226 192H227V193H226ZM7 193H8V192H7ZM31 193H30V194H31ZM52 193H53V192H52ZM54 193H55V192H54ZM81 193H83V192H81ZM81 193H80V194H81ZM99 193H100V192H99ZM115 193H116V192H115ZM115 193H114V190H113L112 195H109V196H107V197H108L109 199H112V198L114 197ZM118 193H119V191H118ZM124 193H121V194H122V197H121V195H120V197L122 198L124 204H126V203H128V202H127V199H129V200L131 201V197H132V195H131V197L129 198V193H128L127 195H126V194L123 195ZM140 193H141V192H140ZM145 193H146V192H145ZM160 193H161V192H160ZM181 193H182V192H181ZM215 193H217V194H215ZM69 194H70V193H69ZM72 194H75V192L72 193ZM132 194H133V193H132ZM148 194H149V193H148ZM197 194H198V193H197ZM209 194H210V195H209ZM211 194H212V195H211ZM223 194H225V195H223ZM259 194H260V193H259ZM10 195H11V194H10ZM19 195H21V194H19ZM39 195H40V194H39ZM39 195H38V197L42 196V194H41L40 196H39ZM55 195H56V194H55ZM59 195H60V196H64V195H61V193H60ZM82 195H83V197H85V196H84V193H83ZM96 195H97V194H96ZM96 195L94 194L93 199H95ZM105 195H107V194H105ZM152 195H154V194H152ZM163 195H164V194H163ZM173 195H174V194H173ZM178 195H179V194H178ZM183 195H184V194H183ZM201 195H203L202 192H201ZM207 195H206V197H207ZM227 195H228V194H227ZM1 196H2V195H1ZM35 196H36V195H35ZM79 196H81V195H79ZM98 196H99V195H98ZM116 196H117V198L119 199V196L117 195V193H116ZM124 196H125V197H128V198H125ZM145 196H147V195H145ZM149 196H150V195H149ZM261 196H262V195H261ZM31 197H32V196H31ZM53 197H54V196H53ZM57 197H58V193H57ZM68 197H70V196H66V197H64L63 199H61V201H60V199H56V198H55L53 201H51V202L48 201V202H47L49 205H51V203H53V202L55 201V203H56L57 205L53 203L52 206H53V207H54V206H57V207L59 206V210L61 209V212H60V213L63 214V215H59V214H60L59 212H58L59 214L54 212V213H55V214H54L55 218H56V217H59V216H62L63 218H64V217H65V218H66V217H69L68 215L71 214V213L68 214V212L70 211V208L72 209L73 206H74L77 202L80 203V202L82 201L83 205H82V203H81L80 205H79V203H77V206H78V205H79V207L84 206V209H86L87 204H86V205L84 204V198H83L82 196H81V197H82L83 200L77 196L78 199L76 198L77 200L75 199L76 201H73V206H72V202H71V200H70L71 203L69 204V202H68V201H69ZM74 197H75V196H74ZM86 197H87V196H86ZM133 197H134V195H133ZM154 197H155V195H154ZM178 197H179V196H178ZM249 197H250V196H249ZM34 198H35V197H33V199H34ZM44 198H45V200H46V197H44ZM66 198L68 199L67 202L64 200V199H66ZM99 198H100V197H99ZM104 198H106V197H104ZM123 198H125L126 200L123 199ZM150 198H151V196H150ZM161 198H162V197H161ZM161 198H160V199H161ZM165 198H167V197H165ZM171 198H172V197H171ZM174 198H175V197H174ZM176 198H177V196H176ZM179 198H180V197H179ZM189 198H190V197H189ZM225 198H227V196H226ZM237 198H238V197H237ZM253 198H255V197H253ZM260 198H261V197H260ZM0 199H1V197H0ZM11 199H12V198H11ZM36 199H38V198H36ZM39 199H40V198H39ZM52 199H53V198H52ZM70 199H71V198H70ZM87 199H88V197H87ZM87 199H86V202H87ZM90 199H91V198H90ZM147 199H149V197H147ZM152 199H153V197H152ZM232 199H233V198H232ZM1 200H2V199H1ZM4 200H5V199H4ZM4 200H3V201H4ZM16 200H17V199H16ZM18 200H19V199H18ZM18 200H17V202H18ZM22 200H23V201H22ZM22 200H20V201L26 203V200H25V199H22ZM40 200H41V199H40ZM47 200H48V199H47ZM62 200H63L64 202H66V203L64 204V203L62 202ZM78 200H79V201H78ZM80 200H81V201H80ZM124 200H125V201H124ZM129 200H128V201H129ZM150 200H151V199H150ZM155 200H157V199L154 198V200H152L151 202H154L155 206H158V203H157V202L160 201V200H157V202H156ZM194 200H195V199H194ZM197 200H198V199H197ZM225 200H226V199H225ZM251 200H252V199H251ZM255 200H256V199H253V203H254V204L252 203L251 205H255V206L257 207L256 204H258V203H257ZM33 201H34V200H33ZM43 201H44V200H43ZM130 201H129V202H130ZM161 201H162V200H161ZM164 201H165V199H164ZM201 201H202V200H201ZM201 201H199V203H201ZM207 201H208V198H207ZM209 201L211 202V200H209ZM223 201H224V200H223ZM257 201H258V200H257ZM5 202H8V200H5ZM9 202H11V201H9ZM21 202L18 203L19 205L13 203L14 206H13V205L11 206V207H13V208H11V209L8 208L9 211L11 210L10 213L13 211V212H15V213H19V214H20V212H22V211H23V212H25V211H26V212H28V211H33V210H32L33 207H34L35 210H36L37 207H38L37 205H36L37 207H36L35 205H33V207H32V206H29V207H28V205H29L30 203H29V204L26 203V204H27V205H26V204H23V203H21ZM37 202H38V201H37ZM88 202H89V199H88ZM123 202H121V203H123ZM125 202H126V203H125ZM134 202H135V201H134ZM134 202H132V203L130 202L131 204H130V203L127 204L128 207H129V206H132V208H130V207H129L130 209L128 208V209H129V210H128L129 212L127 211V209H126L127 207H126V208H125V209H126V212H125V210L123 209L122 211H120V212L118 213V214H120V216H121V218L119 219V221L121 222V224H122V222H124V220H126V219H128V218H133V217H134V219L136 218V217H135V214H136L135 211L133 212V210H131V209H133V208H136V206L138 205V202H137V203L135 204V206H134V204H133ZM162 202H163V201H162ZM204 202H205V201H204ZM212 202H213V201H212ZM225 202H226V201H225ZM225 202H224V203H225ZM241 202H242V204H244V205H242V207H241V206H240V207L244 210V212H245L244 214H245V215L242 214V216L239 217V218H241V217H242V218H241V219L238 218V220H239V221L242 220V222H240V223L238 222L239 225H237V224L235 223V226H232V225L234 224V223H233V222H234L233 220H227V219H229L230 217H229V218H226V219L223 218L224 220L227 221V222L224 221L225 223H223V225L225 224V227H224V226H223V228L220 227V228H221V229H220L219 227H216V226H215L216 229L214 230V229H213V228H214V227H213V224H214V223H212V222L214 221L213 219H214V217H215V214L212 213V212H214L213 209L211 210V215H209V214H210V213H209L210 211L208 210V214H205V217H204V215H201V214H195V215H193V213H189V212H191V211H190L191 209L188 210V212L185 211L186 213H189L190 216H189V214H186V213H184V212H182V213H184V216H183L182 213H181V214H182V215H181V214H175V212H174V214H175V215H179V217H175V216H173V217H175L174 219H176V220H177V218H178V219L180 218V219L177 220V221H181V218L183 217V219H182L183 222L190 223V226L192 227V230H193V231L191 230V231H192V235L194 234L193 232L195 231V234H196V235L194 234L193 236H194L195 238L199 237V238H197V239H198V241H197L198 243H197V244L194 242V240L192 241V242H194V244H196L198 247H200V245H202V241H204V242L206 243V245H205V243H204V246L208 247V246L210 245V246L212 247L213 245H215V243L213 244V241H211V239L207 236V235H209V234H207L206 237L204 236V240H203V238H200V236H201V235H200V232H201L202 229L200 230L199 228H202V225H203V229H204L206 226H207V227H208V226L211 227V229L209 228V229L211 230L210 235L212 234V231L214 232V231H216V230L218 229L217 231H219V232H220L221 230H223V231H221V232L223 233V235L226 234V236H229V235L234 236V235H236V234L233 235L232 233L237 232L238 234H240V233L243 234V233H244L242 236L245 237V233L247 232L246 229H248V227H249V225H250L249 221H252V222H253V225H255V224H254V223H255V219L257 220V219H259V217H261V214H262V213H259V212L261 211L260 209H258V210H260V211H258V212L256 211V212H255V211H254L255 208L251 207V205L246 207V203H245L246 201H244V203H243V201H240V202H238V205H241V204H239V203H241ZM249 202H250V201H249ZM255 202H256V204H255ZM39 203H40V202H39ZM60 203H61L62 208H61V206H60ZM67 203H68V204H67ZM94 203H95V202H94ZM156 203H157V204H156ZM168 203H169V202H168ZM190 203H191V201H190ZM197 203H198V201H197ZM226 203H227V202H226ZM226 203H225V204H226ZM250 203H251V202H250ZM263 203H264V202H263ZM1 204H2V203H1ZM10 204H11V203H10ZM20 204H21V205H20ZM42 204H43V203H42ZM45 204H46V203H45ZM88 204H89V203H88ZM100 204H101V203H100ZM140 204H141V203H140ZM159 204H160V203H159ZM164 204H165V203H164ZM193 204H194V203H193ZM209 204H210V203H209ZM213 204H214V203H213ZM247 204L249 205L248 202H247ZM31 205H32V204H31ZM81 205H82V206H81ZM90 205H91V204H90ZM108 205H109V204H108ZM112 205H113V204H112ZM112 205H111V206H112ZM119 205H120V204H119ZM119 205H117V206H119ZM170 205H171V204H165V207H166V206H170ZM179 205H180V204H179ZM262 205H263V204H262ZM3 206H4V205H3ZM3 206H2V207H3ZM105 206H106V205H104L103 207H100V210H104V211H100V212H99V209L97 210L98 213H100V215L97 213V211H96L95 213H97V214H98L99 216H101V217L104 216V218H106V216H107L108 214L112 215L111 213H113V212L110 213L111 210H110L109 212H106L107 210L105 211V209H107V207H105ZM117 206H116V207H117ZM121 206H122V205H121ZM133 206H134V207H133ZM141 206H143V203L141 204ZM144 206H145V204H144ZM159 206H160V205H159ZM159 206H158V207H159ZM171 206H172V205H171ZM175 206H176V205H175ZM214 206H215V204H214ZM243 206H245V207H243ZM31 207H32V208H31ZM35 207H36V208H35ZM47 207H50V206L47 205ZM57 207H56V208H57ZM69 207H70V208H69ZM93 207H94V206H93ZM146 207H147V206H146ZM172 207H173V206H172ZM195 207H196V206H195ZM195 207H194V210H193V208H192V211L196 213V211H197L198 208L195 209ZM202 207H203V206H202ZM220 207H221V208H220ZM222 207H223V208H224V207L227 208L228 205H224V206H223V205H222V206H221V205H218V209H219V208H220V209H223ZM250 207H251V209L253 208L252 211H254L255 213H254V212H251ZM5 208H6V207H5ZM5 208H0V213H2V212L4 211L3 214H6V215L0 214V215H1L0 219H1V220H2V217H3V216L5 217V219H3V221H5L6 218L9 216L8 209H5ZM29 208H30V210H29ZM50 208H51V207H50ZM56 208H55V209H56ZM88 208H89V207H87V210H86V211H88ZM104 208H105V209H104ZM123 208H124V207H123ZM139 208H140V207H139ZM168 208H169V207H168ZM168 208H165L166 210L164 209V213H165V211H166V214H167V212L169 211ZM177 208H178V207H177ZM185 208H186V207H185ZM189 208H190V207H189ZM244 208H245V209H244ZM246 208H248V209H246ZM257 208H259V207H257ZM1 209H3V210H1ZM44 209H45V208H44ZM46 209H47V208H46ZM51 209H52V208H51ZM51 209H50V210H51ZM57 209H58V208H57ZM57 209H56V212H57ZM94 209H96V208H94ZM109 209H110V208H109ZM109 209H108V210H109ZM114 209H116V208H114ZM118 209H119V208H118ZM118 209H116V210H118ZM147 209H148V207H147ZM147 209H146V210H147ZM160 209H162V208H160ZM181 209H182V208H180V211H181ZM200 209H201V208H200ZM207 209H208V208H207ZM209 209H210V208H209ZM218 209H217V210H218ZM5 210H6V212H5ZM47 210H48V209H47ZM50 210H49V212H51ZM59 210H58V211H59ZM116 210H115V211H116ZM134 210H136V209H134ZM143 210H144V211H143V214L148 213V211H145V209H143ZM167 210H168V211H167ZM214 210H215V209H214ZM225 210H226V209H224V211H225ZM246 210H248V211L250 210V211L247 212ZM256 210H257V209H256ZM42 211H43V209H42ZM71 211H72V210H71ZM79 211H80V210H79ZM130 211H131V212H130ZM137 211H138V210H137ZM161 211H162V210H161ZM161 211H160V212H161ZM170 211H171V210H170ZM200 211H201V210H200ZM203 211H204V210H203ZM218 211H219V210H218ZM222 211H223V210H220V213H221ZM228 211H229V210H228ZM236 211H237V209H236ZM7 212H8V213H7ZM26 212H25V213H26ZM44 212H45V211H44ZM49 212H48V213H49ZM103 212H105V214H103ZM121 212H122V213H121ZM124 212H125V213H124ZM127 212H128V213H127ZM140 212H141V211H140ZM140 212H139V213H140ZM215 212H216V211H215ZM232 212H233V211H232ZM237 212H238V211H237ZM246 212H247V213H246ZM250 212H251V215H252V216L255 215V216H254L255 219H254L252 216H251V218H250V216H249V215H250ZM262 212H263V211H262ZM25 213H23V214H25ZM28 213H29V212H28ZM28 213H27V214H28ZM33 213H35V212L33 211V212H30V213H29L28 216L30 217V214H31V217H32V215H33V217H32V218H28V219H31L30 221H32V222L36 221L35 224H37L38 221H39L40 219H41V220H40V223H41V221H44V223H43V222L41 223L42 225H43V224L46 225V227H45V225H44V227H45V228H43L44 230H48V229H49L48 227H50V230L53 231V229H51V226L53 225L52 227H56V226H54V224L47 223V222H49V220L46 221L44 217H43V218H44V219H43L42 217L40 218V216H39V217H36V216H34ZM81 213H82V212H81ZM91 213H92V212H91ZM95 213H94V218H95V216H97V214L95 215ZM101 213H102V214H101ZM106 213H108V214H106ZM126 213H127V215H126ZM129 213H130V214L132 213L133 216H132V214H131V216H132V217H131ZM134 213H135V214H134ZM141 213H142V212H141ZM157 213H158V211H157ZM170 213H171V212H170ZM229 213H230V212H229ZM238 213H239V212H238ZM258 213H259V215H258ZM19 214H17L16 216H18ZM46 214H47V211H46ZM87 214H88V213H87ZM123 214H124L125 216H124ZM143 214H142V215H143ZM166 214H165V215H166ZM168 214H169V213H168ZM168 214H167V215H168ZM185 214H186L187 216H186ZM191 214H192V215H191ZM224 214H225V213H224ZM7 215H8V216H7ZM10 215H11V214H10ZM35 215H36V213H35ZM51 215H52V214H51ZM64 215H65V216H64ZM66 215H67V216H66ZM88 215H89V214H88ZM88 215H87V217H88ZM110 215H108L109 217L107 216V218H106V219H108L109 221H110ZM165 215H164V216H165ZM180 215H181V217H180ZM208 215H209V216H208ZM247 215H248L249 217H248ZM256 215H257V216H256ZM12 216H13V215H12ZM20 216H22V213H21ZM25 216H26V215H25ZM37 216H38V215H37ZM48 216H49V215H48ZM73 216H75V214H74ZM78 216H79V215H78ZM89 216H90V215H89ZM92 216H93V215H92ZM114 216H115V214H114ZM118 216H119V215H118ZM118 216H117V218H118ZM120 216H119V217H120ZM129 216H130V217H129ZM144 216H145V215H144ZM169 216H170V215H169ZM210 216H211V217H210ZM245 216H246V217H245ZM263 216H264V212H263V214H262V217H263ZM23 217H24V216H23ZM35 217H36V218H40V219H38V221H37V219H36ZM46 217H47V216H46ZM52 217H53V216H52ZM81 217H82V216H81ZM85 217H86V216H85ZM101 217H100V218H101ZM127 217H128V218H127ZM142 217H143V216H142ZM146 217H147V215H146ZM212 217H213V218H212ZM257 217H258V218H257ZM10 218H11V217H10ZM20 218H21V217H20ZM33 218H34V219H33ZM72 218H73V217H72ZM75 218H77V216H76ZM79 218H80V217H79ZM90 218H91V217H90ZM100 218H99V219H100ZM122 218H123L124 220H122ZM125 218H126V219H125ZM147 218H148V217H147ZM147 218H146V219H147ZM211 218H212V219H211ZM218 218H219V217H218ZM32 219H33L34 221H33ZM35 219H36V220H35ZM66 219H67V218H66ZM99 219H98V220H99ZM134 219H133L132 222L135 221ZM216 219H217V218H216ZM250 219H251V220H250ZM252 219H253L254 221H253ZM1 220H0V221H1ZM16 220H17V219H16ZM20 220H21V219H20ZM23 220H24V219H23ZM82 220H83V219H82ZM85 220H86V219H85ZM108 220H107V221H106L105 219L103 220V217H102V219H100V222L102 221V222H104V223H108ZM111 220H112V219H111ZM144 220H145V218H143V221H144ZM176 220H174V221L176 222V223H174V224L181 223V222H177ZM217 220H218V219H217ZM244 220H249V221H245V224H246V225L244 224ZM3 221H1L0 223L3 224ZM45 221H46V222H45ZM50 221H52V220H50ZM65 221H66V220H65ZM89 221H91V220H89ZM92 221H94V219H93ZM92 221H91V222H92ZM95 221H96V220H95ZM128 221H129V220H128ZM136 221H137L136 223H138V220H136ZM174 221H172V222H174ZM221 221H222V220H221ZM228 221H229V222H228ZM235 221H236V220H235ZM14 222H16V221L14 220ZM27 222H28V221H27ZM27 222L25 221V225H26ZM76 222H77V227H79V224L82 225V229H80V230H81V233H82V232L84 233V232L86 231V232L84 233V234H86V233L88 232V230H85V228L87 227V224L84 225V222H85V221H84V222H82V221L79 222L78 219H77ZM78 222H79V224H78ZM81 222H82V223H81ZM96 222H98V221H96ZM100 222H99V223H100ZM126 222H127V221H126ZM154 222H156V221H154ZM222 222H223V221H222ZM256 222H257V221H256ZM8 223H9V222H8ZM18 223H19V219H18ZM22 223H23V222H22ZM52 223H53V222H52ZM68 223H69V222H68ZM85 223H86V222H85ZM115 223H116V222H115ZM118 223H119V222H118ZM206 223H207L208 225H206ZM241 223H242V224H241ZM6 224H7V223H6ZM16 224H17V223H16ZM27 224H28V223H27ZM35 224H33V225H35ZM38 224H39V223H38ZM47 224H49V225H51V226H49V225H47ZM62 224H64V223H61V225H62ZM69 224H70V223H69ZM102 224H103V223H101V225H100V224H96V225H97V229H96V228L93 229V230L96 229L97 231L102 232V233H98V234L95 233V234H94V232H97V231H93V230H92V231H93V234H92V232H91V234H92V235H91V234L88 232V233L91 235V237H92L93 235H95V236L97 235V236H98L97 239H95V238L93 239V238H92V239L94 240V241L92 240L94 246H93V247L91 246V250H93V248L95 247L94 250H96V249H97V250H96L95 252H93L94 250L92 251V252L95 253V254H93L91 251H89L90 248L88 247L89 245H87V244H86L87 246H86V245H84V246H86L85 248L88 247V249H87V250H88V253L90 252L91 254L89 255L88 253H84V252L86 251V249H85V251H84V250H81V251H80L81 253H79L78 250H79L81 247H79V249L77 250V249H75V245H76V248H78V244H80V243H82V242L85 243L86 240H84V241L82 240L81 242H79V243L77 242V244H75V242L72 241V239H74V238H73V237H74L73 233H72V232H71V233L68 232V233H69V234H68L69 237L65 234V235L68 237V238H67L68 240H65V243L67 242V244H65L64 241H62V240H61V241H62L61 243H63V246H64V244H65V245H68L69 242H70V241H69V240H70L69 238H71V244H72V246H73V244H75V245L73 246L74 249H72V248L70 247L71 245L69 246V248H71L72 251H74V250L76 251V250H77V251H76L77 253L74 251V254H75L76 256L80 254L82 258H81L80 256H78V258H80V259L77 260L76 262H73V263H71V262L69 261V259H68L69 256H68V257L65 256L64 258L61 257V258L63 259L62 262L60 261V258H59L60 255H58V256L55 255L56 257H55V256H52V257H54L55 260H53V258H51L50 255L48 256L47 259L50 258L49 261H52V260H53L55 263H54L53 261H52V263H54V264H90L91 261H93V259H95V258L97 259V257H98V258H101V257H103V256L105 255V258L103 257V258L100 259V260L97 259L98 262L96 261V263H91V264H100V262L103 263V264H145L146 262H150L151 264H153V263L156 262V261L153 262L152 260H151V261H147V258H146V260H145L144 263H143V261H142L141 258H143V259L145 258V254H144V252L141 251V252H142V253H141V256L144 255V257H140V256H139L140 254H139L138 252H136V253H138L137 255H135V254L133 253V252L136 251V249H139V250H140V247H141V246H142L141 248L143 249V251H144V248H145V250H146V248L153 247V246L149 245V243H147L146 240H143V238H144V235H143V234H144V233H147V232L150 234L151 230H150V232H149V231L147 230V227H143V228H144V229H143V228L140 227V226H139V228H142V230L140 229L142 232H141V231L138 232V231H139V230H138V231H137L138 233L135 232V233L131 234V235H133L135 238H134L133 236H128V238H126V236H127L126 233H127V232H125V235H122V233H123L124 231H126V229L123 230V228H122V229L120 228L121 230L118 229V230L116 231V233L118 232V233H117L118 236H120V235L122 236V237H118V238H120V240H121V238H124V239H122V241H126V239L128 240L129 237H130V238L132 237L135 241H137V244H138L139 247H137V248H136V247H133L134 251H133V249H132V251H131V248H130V250L126 248L127 250H129V251L131 252L130 255L125 254V256H122V255H123L122 249H121V251H120V254H119V253H116V252H118L117 250H116V252H114V251H115V250H114V251H111L110 253L107 251L108 253H107V252H106V253L108 254V256L106 255L105 252H103V254H104V253H105V254L102 255V253H100V252H102V251L99 252V249H102V250L104 251L106 248H107V249L109 248V244H107V247H106V244H103V243H102V242H104V243H109V242H108L109 239L107 238L108 236L106 237L107 234L103 233L104 231H106L105 228H104V226L106 227L107 224H106V225L104 224L103 227H101ZM116 224H117V223H116ZM124 224H125V223H124ZM126 224H127V223H126ZM131 224H132V223H131ZM191 224H192V225H191ZM204 224H205V226H204ZM226 224H227V225H226ZM243 224H244V225H243ZM248 224H249V225H248ZM251 224H252V223H251ZM18 225H19V224H18ZM28 225H29V224H28ZM28 225H27L26 228H25L24 225H22V226H24V230L28 228ZM61 225H60V226H61ZM65 225H66V224H65ZM98 225L100 226V228H98V227H99ZM109 225H110V224H109ZM113 225H115V224H112V227H113ZM128 225H129V223H128ZM132 225H133V224H132ZM134 225H137V224H134ZM159 225H160V224H159ZM178 225H180V224H178ZM2 226L5 227L4 225H1V226H0L1 228H0V229H2ZM20 226H21V224H20ZM47 226H48V227H47ZM90 226H91V225H90ZM120 226H121V225H120ZM237 226H238V227H237ZM250 226H251V225H250ZM16 227L18 228V226H16ZM34 227L36 228L37 226H34ZM34 227H32V229H33ZM41 227H42V226H41ZM66 227H67V226H66ZM80 227H81V226H80ZM80 227H79V228H80ZM92 227H93V224H92ZM107 227H108V226H107ZM107 227H106V228H107ZM109 227H111V226H109ZM114 227H115V226H114ZM114 227H113V228H114ZM117 227H118V225H117ZM131 227H133V226H131ZM156 227H157V226H156ZM175 227H176V226H175ZM6 228H7V227H6ZM35 228H34V230H35ZM47 228H48V229H47ZM57 228H58V225H57L56 229H57ZM59 228H60V227H59ZM63 228H64V227H63ZM103 228H104V230H103ZM125 228H127V227H125ZM133 228H134V227H133ZM145 228H146V229H145ZM160 228H161V226H160ZM172 228H173V227H172ZM180 228H182V227H180ZM185 228H186V227H185ZM245 228H246V229H245ZM22 229H23V228H22ZM56 229H54V231H55ZM65 229H66V228H65ZM77 229H78V228H77ZM109 229H110V228H109ZM111 229H112V228H111ZM135 229H136V228H135ZM137 229H138V228H137ZM137 229H136V230H137ZM155 229H157V228H155ZM173 229H174V228H173ZM182 229H183V228H182ZM205 229H206V228H205ZM212 229H213V230H212ZM244 229H245V230H244ZM4 230H5V229H2V231H4ZM6 230H7V229H6ZM15 230H16V229H15ZM18 230H19V229H18ZM18 230H17V231H18ZM27 230L30 231L31 229H30V230L27 229ZM36 230H37V229H36ZM82 230H84V231H82ZM113 230H114V229H113ZM115 230H116V228H115ZM127 230H128V229H127ZM132 230H133V229H132ZM143 230H146V232H144ZM153 230H154V229H153ZM199 230H200V231H199ZM2 231H1V232H2ZM19 231L21 232V230H19ZM25 231H26V230H25ZM38 231H39V229H38ZM74 231L76 232L75 229H74ZM90 231H91V230H90ZM119 231H120L121 234H119ZM134 231H135V230H134ZM159 231H160V230H159ZM179 231H180V230H179ZM183 231H187V232H186V235H187V233H188V227L186 228V230H183ZM206 231H208V230H206ZM206 231H205V232H206ZM248 231H249V230H248ZM36 232H37V231H36ZM40 232L43 233L42 231H40ZM40 232H37V233L39 234ZM58 232H60V231H58ZM58 232H57V233H58ZM61 232H62V231H61ZM77 232H78V231H77ZM143 232H144V233H143ZM180 232H181V231H180ZM196 232H197L198 234H197ZM221 232H220V233H221ZM242 232H243V233H242ZM3 233H4L5 235L8 236L9 231H8V233H7L6 231H4ZM6 233H7V234H6ZM10 233H11V232H10ZM18 233H19V232H18ZM21 233H22V232H21ZM46 233H47V232H46ZM52 233L55 234V232H52ZM52 233H50V234H52ZM57 233H56V234H57ZM83 233H82V234H83ZM88 233L86 234L87 236H85V237L82 236V239H85V238H87V237H88L87 239L91 238L90 235L88 236ZM136 233H137V234H136ZM139 233H141V234H139ZM152 233H154V232H152ZM190 233H191V232H190ZM249 233H250V232H249ZM11 234H12V233H11ZM38 234H36V235H38ZM48 234H49V233H48ZM50 234H49V236H50ZM59 234H60V233H59ZM70 234H72V235H70ZM79 234H80V233H79ZM82 234H81V235H82ZM99 234H103L104 236H102V235L100 236ZM138 234H139V235H138ZM205 234H206V233H205ZM205 234H204V235H205ZM216 234H218V233H216ZM241 234H240V235H241ZM263 234H264V233H263ZM22 235H23V234H22ZM42 235L45 236V233L42 234ZM57 235H58V234H57ZM129 235H130V234H129ZM135 235H136V236H135ZM142 235H143V236H142ZM145 235H148V234H145ZM178 235H179V237L184 236V235H182V234H181L182 236H181L180 234H176V235H175V238H176V239H175V238L172 239V241L174 240L173 243L175 244V246H174V247L171 246V247H172V250H170L171 248L166 247V248H168V250L165 249V251H164V255H165V256L167 255V254H165V253H168V254H169V253H171V251H172V253H173V251H175V249H177L176 247H178L177 250H179V246H178V244L181 243L182 240H180V239L178 238ZM190 235H191V234H190ZM192 235H191L189 238H193ZM199 235H200V236H199ZM210 235H209V236H210ZM20 236H21V235H20ZM25 236H26V235H25ZM25 236H24V237H25ZM28 236H29V235H28ZM55 236H56V235H55ZM138 236H139V237H138ZM154 236L156 237L157 235L154 234ZM187 236H188V235H187ZM5 237H6V236H5ZM11 237L13 238V235H12ZM39 237H40V236H39ZM45 237H46V236H45ZM52 237H53V236H52ZM62 237H63V235H62ZM77 237H78V235H77ZM93 237H94V236H93ZM100 237L102 238V241H101ZM103 237H105V238H103ZM207 237H208V239H207ZM230 237H231V236H230ZM251 237H252V236H251ZM253 237H256V236H253ZM261 237H262V236H261ZM25 238H27V237H25ZM32 238H33V237H32ZM109 238H111V236H109ZM113 238H114V237H113ZM141 238H142V239H141ZM177 238L179 239L180 242L176 245V243H177V242H176ZM183 238H184V240H185L186 237L184 236ZM30 239H31V238H30ZM41 239H42V238H40V240H41ZM47 239H48V238H47ZM47 239H45V240H46L45 243H43V242L45 241L44 238L42 239V241H43V240H44V241L41 243V245L38 246V247H40L39 250L34 249L33 251H32V250H31V251H32L33 253H34V251H39V252H40V250L42 251V249L45 247V248L43 249V252H42L43 254H41L40 257H42L43 255L46 256V254L44 253V250L46 251V253L49 252V251H47V250L49 249V246L47 247V242L49 241L50 244H51L50 247H53L55 244L58 243V242L55 241V240H58L59 238L53 240V242H56L55 244H53L52 241H50L49 239H48V241H47ZM62 239L64 240V238H62ZM104 239H105V240H104ZM146 239H147V238H146ZM201 239H202V241H201ZM206 239H207V240H206ZM248 239H249V238H248ZM252 239H253V238H252ZM252 239H249V240H248V242H247V245H248V246H249V244H250V245L252 244V242H251V241H253ZM260 239H261V238H260ZM74 240H75V239H74ZM96 240H97V241L100 240L101 242H100V241L97 242ZM107 240H108V241H107ZM113 240H114V242L116 241V242H118V244H120V243H119L120 240H118V241L115 240V239H113ZM129 240H130V239H129ZM129 240H128V241H129ZM134 240H133V243H135ZM184 240H183V241H184ZM208 240H209V241H208ZM219 240H220V239H219ZM9 241H10V240H9ZM27 241H29V240H27ZM59 241H60V240H59ZM68 241H69V242H68ZM78 241H79V240H78ZM111 241H112V240H111ZM128 241H126V243H128ZM155 241H156V240H155ZM155 241H154V242H155ZM177 241H178V240H177ZM190 241H191V239H190ZM200 241H201V242H200ZM221 241H223V240H221ZM257 241H258V240H257ZM3 242H4V240H3ZM6 242H7V241L5 240V244H6ZM22 242H23V241H22ZM22 242H21V243H22ZM32 242H33V241H32ZM49 242H48V245H49ZM95 242H96V243H95ZM99 242L102 243V244L99 245V244H100ZM114 242H113V243H114ZM154 242H153V244H154ZM184 242L186 243V242H189V241H184ZM192 242H191V244L193 245ZM214 242H215V241H214ZM230 242H231V241H230ZM249 242H251V243H249ZM7 243H11V241H10V242H7ZM24 243H25V242H24ZM39 243H40V242H39ZM84 243H83V244H84ZM86 243H87V242H86ZM173 243H171V244H173ZM207 243H208V244H207ZM217 243H218V242H217ZM248 243H249V244H248ZM254 243H256V238L254 239ZM254 243H253V244H254ZM22 244H23V243H22ZM22 244H21V245H22ZM29 244H31V243H28V245H29ZM42 244H43V245L46 244V245L43 247ZM52 244H53V246H52ZM96 244H98L99 247L96 248ZM121 244H122V243H121ZM135 244H136V243H135ZM153 244H152V245H153ZM218 244H219V243H218ZM218 244H217V245H218ZM221 244H222V243H221ZM223 244H224V243H223ZM226 244H227V243H226ZM228 244H229V243H228ZM256 244H257V243H256ZM256 244H254V245H256ZM13 245H15V247H16V244L13 243ZM19 245H20V244H19ZM35 245H36V244H35ZM80 245H81V244H80ZM80 245H79V246H80ZM104 245H105V246H104ZM115 245H116V244H115ZM154 245H155V244H154ZM185 245H186V244H185ZM185 245H184V246H185ZM189 245H190V244H189ZM241 245H242V244L238 245L237 249H235V250H236L235 253H237V254H235V253H233V252L231 251V253H226L225 255L222 254V255H224V256H222V255H220V254H217V255H216L215 253H209V254H208V252H209L208 249H207V251H208V252H207V255H209V256H207L206 253L203 252V248H201V247H203V245H202V246L200 247V248H201V251H202V252H200V253H201V256H199L198 259L201 260V257H203V258H202V259H203L202 263L204 262V264H208V263H211V261H212L210 256H212V258H213V254H215V255H214V259H215L214 261H216V262L213 263V264H216L217 261H218L219 263L221 262L220 264H222V262H224L223 264H225V263L228 264V263L233 262V261H234V263H235V262L237 261V258L240 257V256L242 255V254L240 253V251H239V249H240L241 251L243 250V249L241 248ZM245 245H246V244H245ZM2 246H3V245H2ZM5 246H6V245H4V247H5ZM7 246H8V245H7ZM25 246H26V244H25ZM30 246H31V245H30ZM101 246H102V247H101ZM193 246H194V245H193ZM17 247H18V246H17ZM20 247H21V246H20ZM112 247H113V246H112ZM130 247H132V246H130ZM180 247H181V245H180ZM189 247H190V246H189ZM227 247H228V246H227ZM18 248H19V247H18ZM24 248H25V247H24ZM26 248H28V247H26ZM26 248H25V249H26ZM29 248H30V247H29ZM41 248H42V249H41ZM46 248H47V249H46ZM54 248H55V247H54ZM57 248H59V247H56V249H57ZM104 248H105V249H104ZM114 248H115V247H114ZM116 248H117V247H116ZM120 248H121V247H120ZM135 248H136V249H135ZM153 248H154V247H153ZM174 248H175V249H174ZM196 248H197V247H196ZM196 248H194V249H196ZM200 248H199V249H200ZM213 248H215V247L213 246ZM243 248H244V247H243ZM247 248H248V247H247ZM13 249H14V247H13ZM13 249H12L11 251H13ZM20 249H21V248H20ZM111 249H112V248H111ZM111 249H110V250H111ZM118 249H119V248H118ZM173 249H174V250H173ZM187 249H188V248H187ZM192 249H193V248H192ZM219 249H221V248L219 247ZM251 249H252V247H251ZM253 249H255V248H253ZM258 249H259V250H262V251H261V252L258 251L259 254H254V255H256V256H259V255H260L259 258L257 257V262H256L255 264H259L260 262H261L260 264H264V247L261 248V246H258ZM17 250H18V249H17ZM29 250H30V249H29ZM51 250L54 251L53 249H51ZM123 250L125 251V249H123ZM166 250H167V251H166ZM229 250H230V249H229ZM249 250H250V248H249ZM6 251H8V250H6ZM15 251H16V249H15ZM24 251H25V250H24ZM24 251H23V252H24ZM52 251H51L50 253H52ZM60 251H61V250H60ZM169 251H170V252H169ZM179 251L183 252L182 250H179ZM185 251L188 252V253H187V256H189V257H188L189 262L187 263L188 260L185 261L186 259H185L184 256H183V257H181L180 259H179V258L177 259V261H178V260L180 261V263H178V264H196V263H197L196 261H199V260H195V259H194V257H196V255L193 254L194 251L192 252V251L189 250V249H188V250H185ZM189 251H190L192 254L189 253ZM196 251H198V250H196ZM211 251H212V249H211ZM246 251H247V250L244 249L243 254L245 255V257H249V258H250V259L247 258L246 261H248V260H249V261L246 262V264H249V263H250V264H252V263L254 264L256 258L254 259L253 257H255V256L252 254L253 257L251 256V257H252V258H251L249 255H247L248 252H246ZM23 252H22L21 256H22V257H25V255L28 254L27 256H29V260H30V259H31L30 257H31L32 255H29V251H28V252L25 251L26 254H23ZM54 252H55V251H54ZM54 252H53V253H54ZM56 252H57V251H56ZM86 252H87V251H86ZM121 252H122V253H121ZM147 252H148V251H147ZM147 252H145V253L148 254ZM3 253H4L3 256L5 255V257H4V261H2V262H3L4 264H8L9 261H7V259L10 258V257H8L7 254H5V249H4V252H3ZM9 253H10V252H9ZM59 253H60V252H59ZM132 253H133L134 255H133ZM175 253H179V252H178V251H177V252L175 251ZM198 253H199V252H198ZM200 253H199V254H200ZM223 253H225V252H223ZM245 253H246V254H245ZM251 253H252V252H251ZM84 254H86V256H88V257H86ZM87 254H88V255H87ZM96 254H100V255H96ZM128 254H129V253H128ZM131 254H132V255H131ZM173 254H174V253H173ZM173 254H172V256H176L175 254H174V255H173ZM189 254H190L191 256H190ZM210 254H211V255H210ZM8 255H9V254H8ZM23 255H24V256H23ZM36 255H37V254H36ZM36 255L33 256V258H34L35 261H37V260L40 258V257H38V259L36 260L35 258L38 256V255H37V256H36ZM53 255H54V254H53ZM65 255H66V254H65ZM82 255H83V256H82ZM91 255H92V256H91ZM101 255H102V256H101ZM182 255H183V254H182ZM218 255H220V256H218ZM239 255H240V256H239ZM246 255H247V256H246ZM6 256H7L8 258H7ZM9 256H10V255H9ZM27 256H26V257H27ZM84 256H85L87 259H85ZM89 256H91V258H93V259H90ZM96 256H97V257H96ZM127 256H128V257H127ZM138 256H139V257H138ZM197 256H198V255H197ZM205 256H206V257H205ZM46 257H47V256H46ZM46 257H44V260H43V258H40V261L38 260L37 262H41V263H42V262H45V261L48 262L47 259H46ZM57 257L59 258V260H57ZM124 257H125V258H124ZM167 257H169V256H167ZM167 257H166V258H167ZM176 257H177V256H176ZM208 257H209V259H208ZM5 258H7V259H6L7 263L5 262ZM27 258H28V257H27ZM83 258H84V259H83ZM119 258H120V260H118ZM173 258H174V257H173ZM182 258H183V259H182ZM2 259H3V257H2ZM14 259H15V258H14ZM51 259H52V260H51ZM64 259H65V262H64ZM88 259H89V260H88ZM96 259H95V260H96ZM148 259H149V258H148ZM181 259H182V260H181ZM184 259H185V260H184ZM234 259H235L236 261H235ZM238 259H239V258H238ZM240 259H241V258H240ZM253 259H254V261H253ZM8 260H9V259H8ZM15 260H17V259H15ZM31 260H32V259H31ZM34 260H33V261H34ZM66 260L69 261V263H68ZM165 260H166V259H165ZM165 260H164V261H165ZM183 260H184V261H183ZM210 260H211V261H210ZM86 261H88V262H86ZM89 261H90V263H89ZM167 261H169L168 258H167ZM170 261H171V259H170ZM170 261H169V262H170ZM177 261H176V259H175V262H177ZM182 261H183V263H182ZM239 261H241V260H238L237 262L239 263ZM0 262H1V261H0ZM2 262H1V263H2ZM22 262H23V261H22ZM24 262H25V261H24ZM56 262H57V263H56ZM58 262H59V263H58ZM60 262H61V263H60ZM152 262H153V263H152ZM165 262H166V261H165ZM172 262H173V260H172ZM184 262H185V263H184ZM3 263H2V264H3ZM19 263H20V261H19ZM27 263H28V262H27ZM167 263H168V262H167ZM11 264H12V263H11ZM39 264H40V263H39ZM43 264H45V263H43ZM48 264H49V263H48ZM157 264H163V263L160 262V261H158ZM165 264H166V263H165ZM236 264H237V263H236ZM239 264H242V262L239 263ZM243 264H244V263H243Z\"/></svg>", "mask_w": 264, "mask_h": 264}]
</instances>
